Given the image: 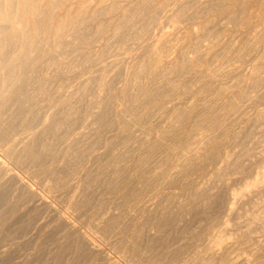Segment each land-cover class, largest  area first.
<instances>
[{
    "label": "rangeland",
    "instance_id": "obj_1",
    "mask_svg": "<svg viewBox=\"0 0 264 264\" xmlns=\"http://www.w3.org/2000/svg\"><path fill=\"white\" fill-rule=\"evenodd\" d=\"M145 1L147 5L144 3ZM145 1L144 0H138V1L136 0H116V1L110 0L109 2V0H62V1L61 0H55V1L54 0H51V1L50 0H31L30 2L34 7H36L37 5L38 10L41 12L42 11L44 12H42V14L37 18H35L32 15L29 18L30 27L27 29V39L29 40L31 39L30 44L29 43L25 44L24 42L25 39L23 40L24 37H22V34H19L18 36L13 37L12 39L10 38L4 41H0V47L3 46V48H5L3 49L1 47L2 49L0 48V50L2 51L5 50L7 52L6 53L4 51V53H1L2 56H6V58L3 57L4 63L6 59V64H5L6 69L2 70L3 72L1 71L0 81L4 79L3 76L5 75L7 76V78L10 76V78L14 77L15 79H17L19 77L22 79L20 80L18 78L19 81L13 87L12 86H10V88L9 86L8 88L7 86L5 87V89L8 90V92L4 90L5 92L3 91V93L2 92L1 93H2V96L6 95L5 96L6 98L2 97L0 93V119H1L0 120V144L3 143L5 145L8 141V144H6L8 148L5 147L6 145L4 146L3 144H1L0 160L6 163L7 167L9 166L10 173H11V170L13 172L15 171L14 173L20 176V178L22 177V180L25 179L27 183L30 182L31 184L29 183L28 184L30 186L33 185L34 187L32 186L31 187L35 188L36 190L35 189L34 190L38 194L41 193L40 196L46 199L45 201L50 206V207L47 206L46 203L45 204L48 208L44 206L45 205L44 203L41 206L38 199H36L37 197L36 196L34 197V195H32L31 193L26 192V190L23 187H21V185H19V183L16 180L11 179L10 184H8V181L10 179L7 181V176H3L4 174L2 175L1 174L2 171L0 170V176L2 175L0 180L4 179V180H1L2 182L0 181V190H1L0 192V209H1L0 210V218H1V222H0L1 223L0 225V258H1L0 264L2 263L3 264H22V263L23 264H26V263L27 264H52V263L53 264H93L94 262H95L94 264H112L113 262H114L113 264H132V263L133 264H138V263L139 264H146V263L147 264H171V263L173 264H204V263L205 264H240V263L241 264H255V263L261 264L262 263L264 264V254H263L264 252V248H263L264 247L263 246L264 245L263 244L264 243L263 242L264 241L263 240L264 239V232H263L264 231V226H263L264 221L263 220L264 219H261L260 223L256 222L258 223V225H256V223L255 224L252 223L254 225L252 224L248 225L246 223L247 219L251 218L253 215L259 216L258 221H260V218L262 216H263L262 218H264V193H262L264 190V186H262L263 189H261L262 187H260L258 191H255V189H253L254 192H252L251 190L250 192H246L247 194L244 193L243 198L241 197V201L240 200L237 201L235 209L232 210V212L234 211L233 214L228 208V206L230 205L229 199H230L231 193L235 190L242 191L245 188V186L249 182L252 181L251 179H254L253 176L256 175V172H257L256 170H258V167L259 166L261 167L262 165H264V154H263L264 153L263 151L264 150V141H263L264 140L263 138L264 136V131H263L264 130L263 128L264 127V123H263L264 122V116H263L264 106H262L264 105V0H200V1L199 0H151V1L145 0ZM116 2L119 3L120 6ZM147 2H150V3L148 4ZM4 3L5 1L1 0L0 6L3 7ZM12 3H15L14 5H16V0H12ZM112 3L114 4L116 3V5ZM132 4H133V7L135 4V8L129 9V7L132 6ZM184 4L185 6H189V7L188 8L185 7ZM99 6L102 7L101 10ZM104 7H106V9ZM107 7H109L111 11H109L110 9ZM123 8H124V11L125 9L129 11L124 12L122 10ZM138 8H140L141 11L139 10L136 11ZM15 9L16 8L14 7L13 13H15ZM172 9L176 11H172V14H169V12L171 13ZM52 10L53 12H51ZM104 10H106L107 12H105ZM113 10L115 13L112 12ZM142 10H145V11L143 12ZM49 11L51 12L50 14H49ZM104 12L106 13V15ZM139 12L143 16H139L138 14L136 16L134 14V13H139ZM94 13L95 15H92ZM79 14H82V16ZM150 15H151L152 20L149 17ZM167 15L169 17L166 18ZM174 15L175 17H177L176 19L178 18L179 19L178 20L174 19L173 17ZM154 17H155V20H157L156 22H154L155 21ZM121 18L124 20V22ZM147 18L149 19L150 23H148L147 21V25L148 24L149 25L145 26L146 20H148ZM169 18L170 19L173 18V19L169 20ZM119 20H120V23H119ZM132 20L133 22L137 20L136 22L141 23V25L135 22V24H138L136 25L137 27L136 28L135 24L134 23L132 24ZM142 22H144L145 28L148 27L147 29H143ZM157 22L160 25H158ZM121 23L123 24V26H121L122 25ZM154 23H156L157 26ZM59 24L62 25V30L60 32L57 29ZM81 24L84 26H82ZM153 24L155 27H157L156 28L157 30L154 29L155 27L153 26ZM118 25L120 27H118ZM81 26L83 27L82 29H81ZM140 26L142 27V29L140 28ZM120 28L124 30L122 31ZM56 31H58V33ZM155 31H157V33ZM127 32L130 34H128ZM73 36H75L74 39L72 38ZM98 37L100 38L98 39ZM147 40H150V41H147ZM5 42L7 43L5 44ZM88 42L90 45L87 44ZM159 42L160 44H158ZM4 44L7 45V47ZM157 45L158 46L160 45V46L156 47ZM196 45H198L197 50H195ZM17 46H19V48H17ZM37 48H39L38 52H37ZM157 48H159V53H158ZM57 49L59 50L57 51ZM26 50H29V53L25 52ZM8 51L11 54H9ZM192 54H196V56ZM9 55H10V58H9ZM94 55L96 56L94 57ZM189 56H192V57H189ZM91 57L93 58V60L95 59L94 63ZM25 58H29L30 62L28 61V59H25ZM98 58L99 59L101 58V59L99 60ZM1 59L2 58L0 55V60ZM189 59L190 61H188ZM14 61L17 63H15ZM95 61L97 62L95 63ZM19 62H20L21 67L20 66L18 67L15 65V64H19ZM23 62H29V63L24 64ZM31 62H32L31 65H33L34 69L30 65ZM13 63H15L14 64L15 66L12 65L11 67H9ZM103 63H105L106 66H104L105 64L103 65ZM111 63H112V67L111 66L109 67V64L111 65ZM23 64L25 65V68ZM52 64L55 66H53ZM101 64L104 67H102ZM128 64L130 67L128 66ZM148 64H151V65L148 66ZM131 65H133V67H131ZM27 66L28 68H30L29 71L31 70L30 73H27L29 72L28 68H26ZM135 66L136 67L138 66V67L136 68ZM141 67H143V70ZM217 67L220 68V70H218ZM78 68H80L81 70ZM21 69L23 70L22 72H24V69H25L27 74L26 73L23 74L21 72ZM136 69H138L137 72H134ZM13 70L17 72L16 73L12 72ZM127 70L131 71L130 74ZM214 70L215 72H213ZM19 71L22 73V76ZM102 72H104V74ZM127 73L129 74V78H128ZM10 74L12 75V77ZM84 74L86 75L84 76ZM101 74L103 75V78ZM14 75H16V77ZM105 77L106 79H104ZM74 78L76 79V81L78 79H80L81 81L78 80V82H76ZM99 78H101L102 80ZM26 80H28L29 82ZM126 80L127 82H125ZM175 80L177 81L174 82ZM84 81L90 82L89 83L90 86L88 85V82L83 83ZM19 82L21 83L18 84ZM62 82H64L65 84L68 82L67 88L65 84ZM74 82L78 86L75 85L73 87L74 89L70 88L71 86H73V84H75ZM26 83H28V85L30 84L29 85L30 88ZM69 83L70 84L72 83V84L70 85ZM82 83H83V86H82ZM85 84H87V86ZM17 85L19 86L17 87ZM60 85L62 86L60 87ZM68 85L70 86L68 87ZM99 85L101 86L100 93L98 91L100 89ZM109 85H110V88H109ZM106 86H108L107 88H109L110 92L108 91V89L106 90ZM116 86L118 87L116 88ZM226 86L228 87L226 88ZM57 87L58 89H56ZM88 87L90 88V90ZM82 88L85 91L87 90L86 94L83 93L84 96L83 94H81L82 92H85L82 90ZM112 88L114 89V91L112 90ZM19 89L21 90L19 91ZM66 89L69 90L67 91V93H71V94L67 95V93H65ZM258 90L260 91L262 90V91L258 92ZM78 91L80 93V96H78L79 95ZM244 92H246V94ZM89 93L91 94V96ZM116 93L118 94L115 96ZM8 94H10L12 97ZM61 94L67 97H64ZM111 95L112 96L114 95L115 98L114 96L109 98V96ZM7 96H9L10 98ZM70 96L73 97L72 99L73 102L70 101L72 98V97L70 98ZM116 97H119V98H116ZM61 101L63 104H61ZM2 102L5 106L2 105ZM29 102H30V105H29ZM111 102L113 105L111 104ZM18 105L20 106V108ZM68 105H71V106H68ZM254 105L257 107H255ZM58 106L59 107L61 106V107L59 108ZM238 106L240 107V109H238L239 108ZM53 107L58 112L61 111L59 113L57 112L58 114L53 113L55 117L51 115L52 113H49L50 110H51L50 112L54 111ZM71 107L73 110L71 109ZM10 108H11V111L9 110ZM105 108H107V110ZM123 108H125V110ZM16 110H17V113H16ZM56 110L54 112H56ZM39 111L40 112L42 111L41 114ZM70 111H74V112H70ZM239 111L242 113L239 114ZM43 113H44V116L42 115ZM5 114L7 116H5ZM36 114L38 117H36ZM63 115L64 117H62ZM42 116L43 117L46 116L47 120H46V117L44 118V120H42ZM26 117H29V118H26ZM68 119H70V121ZM20 120L22 122H20ZM59 120H61L62 123ZM74 121H76L75 123L77 124L76 126L77 128L75 127V129H77V132L74 129V125H75ZM66 122L67 124H65ZM89 122L90 123L92 122V123L90 124ZM96 123L98 124L96 125ZM36 124L38 125L37 128L35 127L37 126ZM87 124H90L92 128L90 126L88 127ZM259 124H261V126ZM43 125H45V128ZM59 125L63 127H60ZM28 126H31V127L33 126L35 129L31 127L27 129ZM46 126L48 127L46 128ZM66 126L70 128L68 127L66 128ZM84 126L87 129L90 128L91 131L88 130L89 132L88 133L87 130H85ZM25 127L27 128L25 129ZM20 128H22L23 130ZM82 128L85 131L83 134H81V132L83 131ZM120 128H122V130ZM71 130L74 133H72ZM244 130H246V132ZM24 132L25 134H29V137L28 135H26L27 138H25L26 136H24L25 135ZM66 132L69 135V137L67 136ZM70 132L74 135L72 139H70L72 137V134ZM76 133L80 135L78 136ZM16 134H18L17 137H16ZM246 134L250 137V139L251 138L252 139L250 140ZM260 134L262 135L261 138L259 136ZM21 135L23 136L22 137L23 139L22 138L20 139ZM55 135L57 138L53 137ZM10 136L12 140H10ZM12 137H14V139ZM66 137H67V140H65ZM55 138L56 140L54 142ZM258 138H260V140L262 138L263 139L260 141ZM61 139L62 140L64 139L65 142L62 141ZM28 141H31L29 142L30 145L27 143ZM15 142L18 145L15 144ZM62 142H64V144H62L61 146ZM70 142L75 143V145L73 143L70 144ZM34 143L35 144L37 143L38 145L36 144L35 146ZM55 143L58 144V146L55 145ZM14 144H15V148H14ZM42 144L45 147H43ZM51 144L54 147L52 148L49 147L51 146ZM65 144L69 146L71 145V147L66 146ZM11 145H13V147H11ZM26 145L28 148L25 147ZM32 146H35L36 149ZM55 146H57L56 148L58 147H61V148H59V150L58 149L56 150ZM233 146H234V149H232ZM238 146H240L241 148ZM2 147L4 149L1 150ZM73 147L74 149H72ZM24 148L25 149L27 148L28 150H24ZM48 149L50 150L48 151ZM62 149L63 150L65 149V151H63ZM7 150L9 151L7 152ZM10 150H13V151H10ZM61 150L64 152V154ZM66 150L67 152L69 151L67 153V156H66ZM14 151L15 152L17 151V152L15 153ZM40 153H42L43 155ZM27 154L29 155V157ZM38 154L41 156L39 157ZM232 154H234V156ZM47 157L51 159L49 160ZM60 157L61 159L63 158L62 159L63 163ZM70 157L72 159H70ZM36 158H39V159L37 160ZM244 158L245 159L247 158L246 159L247 161ZM13 160H14V163L12 162ZM26 160H28V162H26ZM34 160H35V163H34ZM235 161L236 163L234 164L233 162ZM31 163L35 166H33ZM62 165H64V167H62ZM29 166L31 167L29 168ZM58 166L59 167L61 166V167L59 168ZM27 169L28 171L26 172ZM227 169L228 170L230 169V170L228 171ZM244 169H247V170H244ZM55 170L57 173L55 172ZM236 170L238 173L237 175L233 172V171L236 172ZM251 172L252 173L254 172L253 173L254 175ZM82 173H83V176H82ZM225 173L226 174L228 173L229 175L232 174V175L229 176L227 174L228 175L227 176ZM56 174L58 175L55 176ZM220 174H222L223 176ZM51 175H52L53 180L51 179ZM61 175L62 176L64 175L66 177L64 176L62 177ZM73 175H75V177H73ZM76 176L77 178L80 177L79 180L76 178ZM215 177L218 178V180ZM70 178L71 180L68 181ZM72 179L76 181V184H75V181L73 182ZM12 180H13V184H11ZM111 180L112 181L114 180L113 182L115 184ZM3 181H6V182H3ZM84 181L85 183H83ZM232 181H235V182L233 183ZM77 184L78 185L81 184V185L77 186ZM3 185H6V188H1V187H5ZM14 185L15 187H13ZM57 185L60 187L58 188ZM76 186L77 188L79 187L80 191L81 190L82 191L80 192L79 190L75 189ZM15 188L17 189L16 191H14ZM223 188L225 191L223 190ZM90 189L93 191H91ZM261 190L262 192L259 193ZM102 191L104 193H102ZM223 192L225 193L223 194ZM220 195H221L220 197L221 199L218 198ZM216 197L218 198V200ZM23 201H25V204H23L24 203ZM215 201L218 203H216ZM35 202L36 204H38L37 206ZM243 203L245 205H243ZM31 204L32 205L34 204V205L31 207ZM189 205L190 206L193 205V206L190 207ZM206 207H208V209ZM211 208H213L214 211ZM29 209H32L31 212L29 211ZM217 209H218V212H217ZM236 209H239V210H236ZM113 210L115 212H113ZM226 210H228V213ZM199 213H202L201 214L202 216H200ZM59 216L62 218H60ZM63 218L68 219L75 226L74 229H76V231L72 229L73 227L70 228V226L66 222H64L65 220ZM204 218L206 219L204 220ZM71 220H73L74 222ZM103 220L105 221L103 222ZM225 221L230 222L228 223V226L224 224ZM7 223H9L11 226ZM43 223L47 226H44ZM58 223L62 225H59ZM229 224L233 226L232 229ZM4 225H6L7 227ZM245 225H247V227ZM38 226L39 228H37ZM253 226H255V228L250 229ZM258 226L259 227L262 226V227L259 228ZM40 227L41 228L43 227L45 229L43 228L41 229ZM240 227H242V229L244 228L243 230L246 232L248 230L249 236H247V233L244 232L242 229H240ZM77 228L78 230L81 228L80 229L81 231L80 230L77 231ZM235 228L237 229L239 228L238 230L242 231L241 233L244 235L243 236L240 233V235H242L243 237L242 236L238 237V240L239 238L241 239L243 238V239L239 240V245L237 241L235 242L232 239H231L232 241L229 240L228 242L233 243V244L235 242V244L237 245L231 247L229 246L231 244L225 243L227 241L221 242L220 243L221 245L218 244L219 246L216 245L218 241V236H220L222 233H225L226 229H227V232L229 231L232 233L234 230L233 233H235L237 230V229L235 230ZM24 229L26 230L24 231ZM257 229H258V232H256ZM14 230L16 231V233ZM238 230L237 232L239 233L240 231ZM91 231H93L92 234H91ZM253 232L256 234L258 233L259 236L262 235L260 236V239L256 238V237H259L257 236L258 234L257 235L255 234L256 236L252 235L251 233ZM84 236L86 237L90 236V238L92 237L91 239L92 240L94 239L93 241L95 243L97 242L96 245L100 247V250H94L92 248H89L90 246L86 245L87 239H85L86 237L84 238ZM262 237L263 239L261 240ZM245 238H247L249 241ZM212 240L213 241L215 240V241L212 242ZM252 240H254L255 243H253ZM257 240L260 241V242L258 241L259 244H257ZM38 243H40L41 245ZM58 243H60V245ZM223 244H224V247H223ZM258 245L260 246L259 247L260 249L258 248ZM211 247L213 248L215 247L218 250L217 249L211 250ZM7 248L9 249V251ZM101 251H103L102 253L104 256L102 255ZM2 252L4 253L2 254ZM223 253L225 255H223ZM259 253L261 256H259ZM221 254L223 256H221ZM100 255H102V257ZM104 257L108 258V260L110 258L111 262L110 260L107 261V259H105ZM88 259H90V261ZM259 261L260 262L262 261V262L260 263Z\"/></svg>",
    "mask_w": 264,
    "mask_h": 264
},
{
    "label": "bare ground",
    "instance_id": "obj_2",
    "mask_svg": "<svg viewBox=\"0 0 264 264\" xmlns=\"http://www.w3.org/2000/svg\"><path fill=\"white\" fill-rule=\"evenodd\" d=\"M0 1H1V0H0ZM4 1H5L4 6H3V7L0 6V41H4V40L10 39V38L12 39L13 37L18 36L19 34H22V37H24L23 40L25 39V40H24L25 44H28V43L30 44L31 39H30V40L27 39V29L30 27L29 18H30L31 15L34 16L35 18H37V17H39V16L42 14V12H44V11H42V12L39 11L38 8H37V5H36V7H34V6L31 4V2H30L31 0H16V5H14L15 3H12V0H4ZM50 1H51V0H50ZM54 1H55V0H54ZM61 1H62V0H61ZM113 1H114V0H113ZM115 1H116V0H115ZM136 1H138V0H136ZM144 1H145V0H144ZM150 1H151V0H150ZM199 1H200V0H199ZM109 2H110V0H109ZM111 2H112V1H111ZM119 2H121V1H119ZM180 2H181V1H180ZM180 2H179V3H180ZM60 3H61V2H60ZM116 3H117V2H116ZM116 3H115V4L112 3V4L116 5ZM144 3L146 4V1H145ZM144 3H143V5H144ZM147 3L149 4L150 2H147ZM40 4H41V3H40ZM105 4H106V3H105ZM117 4L120 6L119 3H117ZM180 4H181V3H180ZM180 4H179V5H180ZM202 4H203V3H202ZM204 4H205V3H204ZM57 5H58V4H57ZM59 5H60V4H59ZM106 5H107V4H106ZM146 5H147V4H146ZM192 5H193V4H192ZM40 6H41V5H40ZM52 6H53V5H52ZM125 6H126V5H125ZM136 6H137V5H136ZM177 6H178V5H177ZM184 6H185V4H184ZM195 6H196V5H195ZM204 6H205V5H204ZM14 7L16 8V9H15V13H13V11H14ZM99 7H100V10H101L102 7H101V6H99ZM116 7H117V6H116ZM171 7H172V6H171ZM185 7L188 8L189 6H185ZM51 8H52V7H51ZM51 8H50V9H51ZM58 8H59V7H58ZM104 8L106 9V7H104ZM107 8H109V7H107ZM130 8H135V4H134V7H133V4H132V6H130L129 9H130ZM158 8H159V7H158ZM176 8H177V7H176ZM39 9H40V8H39ZM41 9H42V8H41ZM109 9H110V8H109ZM141 9H142V8H141ZM180 9H181V8H180ZM182 9H183V8H182ZM185 9H186V8H185ZM122 10L124 11V8H123ZM133 10H134V9H133ZM135 10H136V9H135ZM138 10L141 11L140 8H138L136 11H138ZM189 10H191V9H189ZM80 11H81V9H80ZM94 11H95V10H94ZM94 11H93V12H94ZM104 11L107 12L106 10H104ZM109 11H111V9H110ZM109 11H108V12H109ZM126 11H129V10L125 9L124 12H126ZM142 11L144 12L145 10H142ZM148 11H149V10H148ZM157 11H158V10H157ZM172 11H176V10H173V9H172V10H171V13L169 12V14H172ZM187 11H188V10H187ZM212 11H213V10H212ZM51 12H53V10H52ZM51 12L49 11V14H50ZM101 12H102V11H101ZM105 12H104V13H105ZM112 12H114V10H113ZM146 12H147V11H146ZM185 12H186V10H185ZM203 12H204V11H203ZM76 13H77V12H76ZM95 13H97V12H95ZM95 13L92 14V15H95ZM114 13H115V12H114ZM117 13H118V12H117ZM147 13H148V12H147ZM161 13H162V12H161ZM178 13H179V12H178ZM108 14H109V13H108ZM134 14H135L136 16H137V14H138L139 16H143V15L140 14V12H139V13H134ZM134 14H133V15H134ZM53 15H54V14H53ZM79 15L82 16V14H79ZM105 15H106V13H105ZM125 15H127V14H125ZM156 15H158V14H156ZM156 15H155V16H156ZM161 15H162V14H161ZM175 15H176V14H175ZM175 15L173 16L174 19L177 18V17H175ZM179 15H180V14H179ZM194 15H195V14H194ZM48 16H49V15H48ZM48 16H47V17H48ZM81 16H80V17H81ZM83 16H84V15H83ZM153 16H154V15H153ZM153 16H152V17H153ZM192 16H193V15H192ZM54 17H55V16H54ZM94 17H96V16H94ZM145 17H146V16H145ZM147 17H148V16H147ZM149 17H150V19H151V15H150ZM149 17H148V18H149ZM167 17H169V16L167 15L166 18H167ZM199 17H200V16H199ZM48 18H49V17H48ZM148 18H147V19H148ZM181 18H182V17H181ZM33 19H34V18H33ZM49 19H50V18H49ZM73 19H74V18H73ZM77 19H78V18H77ZM121 19H122V18H121ZM143 19H145V18H143ZM143 19H142V20H143ZM157 19H158V18H157ZM171 19H173V18H171ZM171 19L169 18V20H171ZM178 19H179V18H178ZM178 19H176V20H178ZM183 19H184V18H183ZM189 19H190V18H189ZM41 20H42V19H41ZM92 20H93V19H92ZM122 20H123V19H122ZM128 20H129V19H128ZM128 20H127V21H128ZM134 20H135V19H134ZM138 20H139V19H138ZM151 20H152V19H151ZM151 20H150V21H151ZM154 20H155V17H154ZM176 20H175V21H176ZM70 21H72V20H70ZM136 21H137V20H136ZM136 21H135V22H136ZM144 21H145V20H144ZM147 21H148V23H150V22H149V19L146 20V24H145V26L147 25ZM156 21H157V20H155L154 22H156ZM175 21H174V22H175ZM36 22H38V21H36ZM54 22H55V21H54ZM117 22H118V21H117ZM117 22H116V23H117ZM123 22H124V20H123ZM125 22H126V21H125ZM135 22H133V20H132V24H133V23L135 24ZM151 22H152V21H151ZM172 22H173V21H172ZM181 22H182V21H181ZM70 23H71V22H70ZM82 23H83V22H82ZM119 23H120V20H119ZM119 23H118V24H119ZM136 23H138L139 25H141V23H139V22H136ZM142 23H143V29H147L148 27H147V28L144 27V22H142ZM152 23H153V22H152ZM159 23H161V22H159ZM170 23H171V22H170ZM83 24H84V23H83ZM121 24H122V23H121ZM127 24H128V23H127ZM138 24H135V27H136V25H138ZM154 24L156 25V23H154ZM154 24H153V26H154ZM157 24H158V22H157ZM177 24H179V23H177ZM38 25H39V24H38ZM63 25H64V24H63ZM81 25H82V24H81ZM148 25H149V24H148ZM148 25H147V26H148ZM158 25H160V24H158ZM82 26H84V25H82ZM82 26H81V29L83 28ZM116 26H117V24H116ZM121 26H123V24H122ZM129 26H131V25H129ZM133 26H134V25H133ZM156 26H157V25H156ZM63 27H64V26H63ZM114 27H115V26H114ZM118 27H120V26L118 25ZM125 27H127V26H125ZM154 27H155V26H154ZM154 27H153V28H154ZM178 27H180V26H178ZM115 28H116V27H115ZM136 28H137V27H136ZM140 28L142 29L141 26H140ZM140 28H138V29H140ZM156 28H157V27H155L154 29L157 30ZM57 29H58V31L60 32V31L62 30V25L59 24L58 27H57ZM117 29H119V28H117ZM120 29H121V28H120ZM132 29H133V28H132ZM134 29H135V28H134ZM97 30H98V28H97ZM121 30L123 31L124 29H121ZM150 30H151V28H150ZM173 30H174V29H173ZM58 31H56V32L58 33ZM148 31H149V30H148ZM175 31H176V30H175ZM175 31H174V32H175ZM37 32H38V31H37ZM101 32H102V31H101ZM130 32H131V31H130ZM137 32H138V31H137ZM143 32H144V30H143ZM155 32L157 33V31H155ZM155 32H154V33H155ZM204 32H205V31H204ZM107 33H108V32H107ZM127 33H128V32H127ZM156 33H155V34H156ZM172 33H173V32H172ZM175 33H176V32H175ZM36 34H37V33H36ZM83 34H84V33H83ZM114 34H115V33H114ZM120 34H121V33H120ZM128 34H130V33H128ZM128 34H127V35H128ZM158 34H159V33H158ZM162 34H163V33H162ZM44 35H45V34H44ZM44 35H43V36H44ZM55 35H56V34H55ZM61 35H62V34H61ZM91 35H92V34H91ZM99 35H100V34H99ZM150 35H151V34H150ZM37 36H38V35H37ZM37 36H36V37H37ZM58 36H59V34H58ZM97 36H98V35H97ZM112 36H113V35H112ZM118 36H119V34H118ZM118 36H117V37H118ZM134 36H135V35H134ZM153 36H154V35H153ZM155 36H156V35H155ZM162 36H163V35H162ZM56 37H57V36H56ZM74 37H75V36H73L72 38L74 39ZM88 37H89V36H88ZM115 37H116V35H115ZM122 37H123V36H122ZM130 37H131V35H130ZM38 38H39V37H38ZM38 38H37V39H38ZM44 38H45V37H44ZM92 38H93V37H92ZM99 38H100V37H98V39H99ZM123 38H124V37H123ZM155 38H156V37H155ZM159 38H160V37H159ZM162 38H163V37H162ZM60 39H61V38H60ZM62 39H63V38H62ZM68 39H69V38H68ZM90 39H91V38H90ZM112 39H113V38H112ZM114 39H116V38H114ZM160 39H161V38H160ZM160 39H159V40H160ZM166 39H167V38H166ZM17 40H18V39H17ZM157 40H158V39H157ZM157 40H156V42H157ZM161 40H162V39H161ZM163 40H164V39H163ZM36 41H37V40H36ZM43 41H44V39H43ZM57 41H58V40H57ZM73 41H74V40H73ZM147 41H150V40H147ZM205 41H206V40H205ZM208 41H209V40H208ZM63 42H64V41H63ZM63 42H62V43H63ZM206 42H207V41H206ZM6 43H7V42H5V44H6ZM36 43H37V42H36ZM43 43H44V42H43ZM43 43H42V44H43ZM54 43H55V42H54ZM78 43H79V42H78ZM161 43H162V42H161ZM5 44H4V45H5ZM64 44H65V43H64ZM87 44H89V42H88ZM94 44H95V43H94ZM108 44H109V43H108ZM116 44H117V43H116ZM158 44H160V42H159ZM89 45H90V44H89ZM96 45H97V43H96ZM114 45H115V44H114ZM117 45H118V44H117ZM5 46L7 47V45H5ZM9 46H11V45H9ZM46 46H47V45H46ZM55 46H56V45H55ZM122 46H123V45H122ZM154 46H155V45H154ZM159 46H160V45H159ZM159 46L157 45L156 47H159ZM197 46H198V45H196V49L194 48L195 50H197ZM1 47L3 48V46H1ZM1 47H0V48H1ZM13 47H14V46H13ZM26 47H27V46H26ZM34 47H35V46H34ZM34 47H33V48H34ZM41 47H42V46H41ZM61 47H63V46H61ZM135 47H136V46H135ZM2 48H1V49H2ZM17 48H19V46H17ZM33 48H32V49H33ZM74 48H75V47H74ZM126 48H127V46H126ZM3 49H5V48H3ZM6 49H7V48H6ZM26 49H27V48H26ZM38 49H39V48H37V52L39 51ZM41 49H42V48H41ZM45 49H46V48H45ZM54 49H55V48H54ZM105 49H106V48H105ZM129 49H130V48H129ZM135 49H136V48H135ZM154 49H155V48H154ZM157 49H158V53H159V48H157ZM194 49H193V50H194ZM199 49H200V48H199ZM58 50H59V49H57V51H58ZM4 51H5V50H4ZM4 51L0 50V55H1V58H2V59L0 60V73H1L2 70L6 69V67H5L6 59H5V63L3 62V61H4V60H3V57L6 58V56H2V54H1V53H4ZM11 51H12V50H11ZM15 51H16V50H15ZM91 51H92V50H91ZM131 51H132V50H131ZM153 51H154V50H153ZM156 51H157V50H156ZM156 51H155V53H156ZM184 51H185V50H184ZM5 52H6V51H5ZM25 52H28V53H29V50H26ZM44 52H45V51H44ZM197 52H198V51H197ZM6 53H7V52H6ZM8 53H9V51H8ZM151 53H152V52H151ZM153 53H154V52H153ZM9 54H11V53H9ZM3 55H5V54H3ZM6 55H7V54H6ZM20 55H22V54H20ZM39 55H40V54H39ZM91 55H92V54H91ZM192 55H195V56H196V54H192ZM11 56H12V55H11ZM31 56H32V54H31ZM95 56H96V55H94V57H95ZM105 56H106V55H105ZM187 56H188V55H187ZM214 56H215V55H214ZM26 57H27V56H26ZM35 57H36V56H35ZM88 57H89V56H88ZM183 57H184V56H183ZM189 57H192V56H189ZM189 57H188V58H189ZM222 57H223V56H222ZM7 58H8V57H7ZM9 58H10V55H9ZM9 58H8V59H9ZM20 58H21V57H20ZM91 58H92V57H91ZM233 58H234V57H233ZM25 59H28V61H29V58H25ZM31 59H33V58H31ZM83 59H84V58H83ZM98 59H99V58H98ZM100 59H101V58H100ZM100 59H99V60H100ZM134 59H135V58H134ZM175 59H176V58H175ZM190 59H192V58H190ZM190 59H189L188 61H190ZM33 60H35V59H33ZM33 60H32V62H33ZM92 60H93V58H92ZM94 60H95V59H94ZM94 60H93V63H94ZM116 60H117V59H116ZM230 60H231V58H230ZM261 60H262V59H261ZM7 61H8V60H7ZM82 61H83V60H82ZM82 61H81V62H82ZM84 61H85V60H84ZM128 61H129V60H128ZM131 61H132V60H131ZM183 61H184V59H183ZM201 61H202V60H201ZM212 61H213V59H212ZM227 61H228V60H227ZM14 62H15V61H14ZM29 62H30V61H29ZM29 62H23V63L26 64V63H29ZM32 62L30 63V65L32 64ZM37 62H38V61H37ZM85 62H86V61H85ZM96 62H97V61H95V63H96ZM133 62H134V61H133ZM149 62H150V61H149ZM15 63H17V62H15ZM15 63L11 64L10 66H9V64H8V66H9V67H11L12 65H13V66L16 65V66H18V67L20 66V62H19V64H15ZM39 63H40V62H39ZM53 63H54V62H53ZM82 63H83V62H82ZM89 63H90V62H89ZM91 63H92V62H91ZM134 63H135V62H134ZM134 63H133V64H134ZM147 63H148V61H147ZM150 63H151V62H150ZM183 63H184V62H183ZM14 64H15V65H14ZM24 64H23V65H24ZM83 64H84V63H83ZM104 64H105V63H103V65H104ZM190 64H191V63H190ZM190 64H189V65H190ZM193 64H194V63H193ZM197 64H198V63H197ZM211 64H212V63H211ZM214 64H215V63H214ZM46 65H47V64H46ZM50 65H51V63H50ZM52 65H53V64H52ZM72 65H74V64H72ZM137 65H138V64H137ZM142 65H143V64H142ZM149 65H151V64H148V66H149ZM183 65H184V64H183ZM199 65H201V64H199ZM261 65H262V63H261ZM28 66H29V65H28ZM28 66H27L26 68H28ZM34 66H35V65H34ZM36 66H37V65H36ZM53 66H55V65H53ZM101 66H102V64H101ZM104 66H106V64H105ZM104 66H102V67H104ZM110 66L112 67V63H111V65L109 64V67H110ZM128 66H129V64H128ZM143 66H144V65H143ZM159 66H160V65H159ZM214 66H215V65H214ZM219 66H220V65H219ZM20 67H21V66H20ZM31 67L34 69L33 65H31ZM87 67H88V66H87ZM109 67H108V68H109ZM129 67H130V66H129ZM131 67H133V65H131ZM135 67H136V66H135ZM137 67H138V66H137ZM137 67H136V68H137ZM195 67H196V66H195ZM197 67H198V66H197ZM212 67H213V66H212ZM262 67H263V66H262ZM24 68H25V65H24ZM32 68H31V69H32ZM81 68H82V67H81ZM124 68H125V67H124ZM126 68H127V67H126ZM141 68H142V70H143V67H141ZM148 68H150V67H148ZM157 68H158V67H157ZM187 68H188V67H187ZM217 68H218V67H217ZM217 68H216V69H217ZM8 69H9V68H8ZM10 69H11V68H10ZM22 69H23V67H22ZM22 69H21V72L23 71ZM29 69H30V68H28V71H29ZM33 69H32V70H33ZM76 69H77V68H76ZM78 69H80V68H78ZM168 69H169V68H168ZM172 69H173V68H172ZM201 69H202V68H201ZM19 70H20V69H19ZM46 70H47V69H46ZM49 70H50V68H49ZM80 70H81V69H80ZM91 70H92V69H91ZM102 70H103V69H102ZM104 70H105V69H104ZM112 70H113V69H112ZM129 70H131V69H129ZM129 70H127V71H128L129 74H130L131 71H129ZM137 70H138V69H136L134 72H137ZM149 70H150V69H149ZM188 70H189V69H188ZM218 70H220V68H218ZM9 71H10V70H9ZM30 71H31V70H30ZM30 71L27 72V73H30ZM47 71H48V70H47ZM71 71H72V70H71ZM74 71H75V70H74ZM77 71H79V70H77ZM100 71H101V70H100ZM107 71H108V70H107ZM127 71H126V72H127ZM140 71H141V70H140ZM169 71H170V70H169ZM172 71H173V70H172ZM181 71H182V70H181ZM183 71H185V70H183ZM2 72H3V71H2ZM12 72H15V73H16L17 71H14V70H13ZM19 72H20V71H19ZM21 72H20L21 76H22V73H23V74L26 73L25 69H24V72H22V73H21ZM32 72H33V71H32ZM87 72H88V71H87ZM96 72H97V71H96ZM134 72H132V73H134ZM142 72H143V71H142ZM211 72H212V71H211ZM213 72H215V70H214ZM27 73H26V74H27ZM71 73H72V72H71ZM100 73H101V72H100ZM102 73L104 74V72H102ZM182 73H183V72H182ZM2 74H4V73H2ZM6 74H7V73H6ZM13 74H14V73H13ZM26 74H25V75H26ZM31 74H32V73H31ZM35 74H36V73H35ZM62 74H63V73H62ZM64 74H65V72H64ZM125 74H126V73H125ZM127 74H128V73H127ZM129 74H128V78H129ZM165 74H166V73H165ZM179 74H180V73H179ZM214 74H215V73H214ZM10 75H11V74H10ZM16 75H17V74H16ZM16 75H14V76L16 77ZM82 75H83V74H82ZM85 75H86V74H84V76H85ZM101 75H102V74H101ZM113 75H114V74H113ZM140 75H141V74H140ZM5 76H6V75H5ZM5 76H3L4 79L1 80L2 82L0 81V82H1V83H0V93H1V92L3 93L4 90H5L6 92H8V90L5 89L6 86H7V88H8V86H9V88H10V86L13 87V86L19 81V79L22 80V79L19 78V77H18L19 79H18V78L15 79L14 77H13V78H10V76H9V77L7 78V76H6V77H5ZM18 76H19V75H18ZM30 76H31V75H30ZM38 76H39V75H38ZM63 76H64V75H63ZM84 76H83V77H84ZM99 76H100V75H99ZM125 76H126V75H125ZM132 76H133V75H132ZM159 76H160V75H159ZM162 76H163V75H162ZM227 76H228V75H227ZM11 77H12V75H11ZM26 77H27V76H26ZM57 77H58V75H57ZM77 77H78V76H77ZM77 77H75V78H77ZM90 77H91V76H90ZM228 77H229V76H228ZM228 77H227V78H228ZM5 78H6V79H5ZM22 78H23V77H22ZM36 78H37V77H36ZM45 78H46V77H45ZM48 78H50V77H48ZM75 78H74V79H75ZM84 78H85V77H84ZM102 78H103V75H102ZM128 78H127V79H128ZM139 78H140V77H139ZM177 78H178V77H177ZM71 79H72V78H71ZM74 79H73V80H74ZM81 79H82V78H81ZM89 79H90V78H89ZM91 79H92V78H91ZM93 79H94V78H93ZM96 79H97V78H96ZM99 79H101V78H99ZM104 79H106V77H105ZM148 79H149V78H148ZM43 80H44V79H43ZM45 80H47V79H45ZM49 80H50V79H49ZM69 80H70V79H69ZM73 80H72V81H73ZM78 80H80V79H78ZM78 80L76 81V79H75L76 82H78ZM84 80H86V79H84ZM101 80H102V79H101ZM113 80H114V79H113ZM134 80H135V79H134ZM172 80H173V79H172ZM224 80H225V79H224ZM23 81H24V79H23ZM26 81H28V80H26ZM30 81H31V80H30ZM80 81H81V80H80ZM95 81H96V80H95ZM137 81H138V80H137ZM176 81H177V80H175L174 82H176ZM28 82H29V81H28ZM38 82H39V81H38ZM85 82L87 83L88 81H84L83 83H85ZM125 82H127V80H126ZM146 82H147V81H146ZM258 82H259V81H258ZM20 83H21V82H19L18 84H20ZM40 83H41V82H40ZM60 83H61V82H60ZM62 83H64V82H62ZM74 83H75V82H74ZM83 83H82V86H83ZM89 83H90V82H88V85L90 86ZM91 83H92V82H91ZM97 83H98V82H97ZM103 83H105V82H103ZM113 83H114V82H113ZM26 84L28 85V83H26ZM64 84H65V83H64ZM64 84H62V85H64ZM67 84H68V82L65 84L66 88H67ZM69 84H70V83H69ZM71 84H72V83H71ZM71 84H70V85H71ZM101 84H102V82H101ZM107 84H108V83H107ZM109 84H110V83H109ZM115 84H117V83H115ZM125 84H126V83H125ZM125 84H124V85H125ZM139 84H140V83H139ZM185 84H186V83H185ZM236 84H238V83H236ZM239 84H240V83H239ZM24 85H25V84H24ZM29 85H30V84H29ZM29 85H28V86H29ZM62 85H60V87H61ZM70 85H68V87H69ZM75 85H76V83L73 84V86H71L70 88H73ZM85 85L87 86V84H85ZM132 85H133V84H132ZM175 85H176V84H175ZM175 85H174V86H175ZM232 85H234V84H232ZM18 86H19V85H17V87H18ZM21 86H22V85H21ZM65 86H63V87H65ZM76 86H78V85H76ZM144 86H145V85H144ZM12 87H11V88H12ZM17 87H16V88H17ZM23 87H24V86H23ZM31 87H32V86H31ZM58 87H59V86H58ZM58 87H57L56 89H58ZM63 87H62V89H63ZM107 87H108V86H106V90L108 89V91H109L110 85H109V88H107ZM117 87H118V86H116V88H117ZM121 87H122V86H121ZM223 87H224V86H223ZM227 87H228V86H226V88H227ZM233 87H234V86H233ZM236 87H237V86H236ZM252 87H253V86H252ZM257 87H258V86H257ZM20 88H21V87H20ZM29 88H30V86H29ZM33 88H34V87H33ZM38 88H39V87H38ZM40 88H41V87H40ZM79 88H80V87H79ZM88 88H89V87H88ZM92 88H93V87H92ZM92 88H91V89H92ZM99 88H100V89H99ZM99 88H98L99 90H98V89H97V90H98L99 93H100V90H101V86H100V85H99ZM114 88H115V86H114ZM253 88H254V87H253ZM14 89H15V88H14ZM27 89H28V88H27ZM56 89H55V91H56ZM62 89H60V90H62ZM68 89H69V88H68ZM68 89H66L65 93H67V91L70 90V89H69V90H68ZM73 89H74V88H73ZM76 89H77V88H76ZM93 89H94V88H93ZM102 89H103V87H102ZM159 89H161V88H159ZM239 89H240V88H239ZM246 89H248V88H246ZM15 90H16V89H15ZM20 90H21V89H19V91H20ZM22 90H23V89H22ZM60 90H58V91H60ZM82 90H83V88H82ZM82 90H81V92H82ZM89 90H90V88H89ZM89 90H88V91H89ZM112 90L114 91L113 88H112ZM125 90H126V89H125ZM141 90H142V89H141ZM219 90H220V89H219ZM222 90H223V89H222ZM225 90H226V89H225ZM250 90H252V89H250ZM253 90H254V89H253ZM5 91H4V92H5ZM10 91H11V89H10ZM13 91H14V90H13ZM27 91H28V90H27ZM39 91H40V90H39ZM50 91H51V90H50ZM71 91H72V90H71ZM71 91H70V92H71ZM73 91H74V90H73ZM83 91H85V90H83ZM86 91H87V90H86ZM86 91H85V92H82L81 94H83V93L86 94ZM108 91H107V93H108ZM120 91H121V90H120ZM146 91H147V90H146ZM151 91H152V90H151ZM200 91H201V90H200ZM256 91H257V90H256ZM259 91H260V90H258V92H259ZM261 91H262V90H261ZM261 91H260V92H261ZM76 92H77V91H76ZM109 92H110V91H109ZM116 92H117V90H116ZM155 92H156V91H155ZM176 92H177V91H176ZM2 93H1V96H2ZM28 93H29V92H28ZM43 93H44V92H43ZM55 93H56V92H55ZM78 93H79V91H78ZM78 93H77V94H78ZM99 93H98V94H99ZM143 93H144V92H143ZM177 93H178V92H177ZM204 93H205V92H204ZM242 93H243V92H242ZM244 93L246 94V92H244ZM4 94H5V93H4ZM6 94H7V93H6ZM18 94H19V93H18ZM22 94H23V93H22ZM25 94H26V93H25ZM52 94H53V93H52ZM68 94H71V93H67V95H68ZM84 94H83V96H84ZM89 94H90V93H89ZM94 94H95V93H94ZM113 94H114V93H113ZM117 94H118V93H116L115 96H116ZM119 94H120V92H119ZM247 94H248V93H247ZM257 94H258V93H257ZM262 94H263V93H262ZM8 95H10V94H8ZM27 95H28V94H27ZM53 95H54V94H53ZM61 95H63V94H61ZM73 95H74V94H73ZM87 95H88V94H87ZM87 95H85V96H87ZM102 95H104V94H102ZM122 95H123V94H122ZM169 95H170V94H169ZM169 95H167V96H169ZM199 95H200V94H199ZM234 95H235V94H234ZM240 95H241V94H240ZM260 95H261V94H260ZM5 96H6V95H3L2 97L6 98ZM10 96H11V95H10ZM15 96H16V94H15ZM21 96H22V95H21ZM63 96H64V95H63ZM78 96H80V93H79ZM90 96H91V94H90ZM97 96H98V95H97ZM99 96H100V95H99ZM113 96H114V95H113ZM113 96L111 95V96H109V98H111V97H113ZM115 96H114V98H115ZM118 96H119V95H118ZM164 96H165V95H164ZM243 96H244V95H243ZM243 96H242V97H243ZM249 96H250V95H249ZM257 96H258V95H257ZM7 97H9V96H7ZM11 97H12V96H11ZM24 97H25V96H24ZM27 97H28V96H27ZM32 97H33V95H32ZM64 97H67V96H64ZM71 97H72V96H70V98H71ZM120 97H121V96H120ZM141 97H142V96H141ZM194 97H195V96H194ZM242 97H241V98H242ZM258 97H259V96H258ZM4 98H3V99H4ZM9 98H10V97H9ZM18 98H20V97H18ZM18 98H17V99H18ZM59 98H61V97H59ZM94 98H95V97H94ZM94 98H93V99H94ZM103 98H104V97H103ZM116 98H119V97H116ZM260 98H261V97H260ZM3 99H2V100H3ZM7 99H8V98H7ZM13 99H14V98H13ZM32 99H33V98H32ZM72 99H73V97L71 98L70 101H72ZM80 99H81V98H80ZM93 99H91V100H93ZM100 99H101V98H100ZM135 99H137V98H135ZM177 99H178V98H177ZM177 99H176V100H177ZM243 99H244V98H243ZM257 99H258V98H257ZM47 100H48V99H47ZM62 100H63V99H62ZM77 100H78V99H77ZM86 100H87V99H86ZM107 100H109V99H107ZM110 100H111V99H110ZM146 100H147V99H146ZM5 101H6V100H5ZM15 101H16V100H15ZM24 101H25V100H24ZM43 101H44V100H43ZM70 101H69V102H70ZM101 101H102V100H101ZM198 101H199V100H198ZM247 101H248V100H247ZM255 101H256V100H255ZM11 102H12V101H11ZM19 102H20V101H19ZM26 102H27V101H26ZM36 102H37V101H36ZM50 102H51V100H50ZM69 102H68V103H69ZM72 102H73V101H72ZM79 102H80V101H79ZM87 102H88V101H87ZM92 102H93V101H92ZM102 102H103V101H102ZM127 102H128V101H127ZM151 102H152V101H151ZM170 102H171V101H170ZM174 102H175V100H174ZM178 102H179V101H178ZM192 102H193V101H192ZM5 103H6V102H5ZM24 103H25V102H24ZM59 103H60V102H59ZM64 103H65V102H64ZM103 103H104V102H103ZM108 103H109V101H108ZM113 103H114V102H113ZM122 103H124V102H122ZM261 103H262V102H261ZM19 104H20V103H19ZM26 104H27V103H26ZM61 104H63L62 101H61ZM77 104H78V103H77ZM111 104H112V102H111ZM126 104H127V103H126ZM134 104H135V103H134ZM162 104H163V103H162ZM169 104H170V103H169ZM171 104H172V103H171ZM252 104H253V103H252ZM2 105H4L3 102H2ZM8 105H9V104H8ZM29 105H30V102H29ZM38 105H39V104H38ZM38 105H36V106H38ZM44 105H45V104H44ZM57 105H59V104H57ZM64 105H65V104H64ZM112 105H113V104H112ZM117 105H118V104H117ZM167 105H168V104H167ZM229 105H231V104H229ZM232 105H233V103H232ZM237 105H238V104H237ZM247 105H248V104H247ZM250 105H251V104H250ZM4 106H5V105H4ZM18 106H19V105H18ZM46 106H47V105H46ZM53 106H54V105H53ZM61 106H62V105H61ZM61 106H60V107H61ZM68 106H71V105H68ZM78 106H79V105H78ZM78 106H77V107H78ZM90 106H91V105H90ZM115 106H116V105H115ZM115 106H113V107H115ZM163 106H164V105H163ZM254 106H255V105H254ZM258 106H259V105H258ZM262 106H264V105H262ZM6 107H7V106H6ZM23 107H24V106H23ZM23 107H22V108H23ZM58 107H59V106H58ZM60 107H59V108H60ZM64 107H65V106H64ZM96 107H97V106H96ZM96 107H95V109H96ZM107 107H108V106H107ZM113 107H112V108H113ZM117 107H118V106H117ZM121 107H122V106H121ZM177 107H179V106H177ZM229 107H230V106H229ZM238 107H239V106H238ZM255 107H257V106H255ZM255 107H254V108H255ZM2 108H3V107H2ZM11 108H12V107H11ZM11 108L9 109L10 111H11ZM19 108H20V106H19ZM24 108H25V107H24ZM39 108H40V107H39ZM44 108H45V107H44ZM49 108H50V107H49ZM53 108H54V107H53ZM56 108H57V107H56ZM65 108H66V107H65ZM86 108H87V107H86ZM36 109H37V107H36ZM51 109H52V108H51ZM68 109H69V108H68ZM71 109H72V107H71ZM105 109L107 110V108H105ZM105 109H104V110H105ZM123 109L125 110V108H123ZM175 109H176V108H175ZM238 109H240V107H239ZM19 110H20V109H19ZM23 110H24V109H23ZM43 110H44V109H43ZM43 110H42V111H43ZM48 110H49V109H48ZM55 110H56V109L54 108V111H55ZM72 110H73V109H72ZM101 110H102V109H101ZM134 110H135V109H134ZM169 110H170V109H169ZM234 110H235V109H234ZM246 110H247V109H246ZM246 110H245V111H246ZM251 110H252V109H251ZM2 111H3V110H2ZM2 111H1V112H2ZM6 111H7V110H6ZM20 111H21V110H20ZM28 111H29V110H28ZM42 111H41V112H42ZM50 111H51V110H50ZM50 111H49V113H52L51 115H53V116H54L53 113L58 114L59 112H61V111L58 112L57 110H56V112H54V111L50 112ZM135 111H136V110H135ZM155 111H156V110H155ZM157 111H158V110H157ZM229 111H230V110H229ZM252 111H253V110H252ZM13 112H14V111H13ZM39 112H40V111H39ZM41 112H40V114H41ZM57 112H58V113H57ZM68 112H69V110H68ZM68 112H67V113H68ZM70 112H74V111H70ZM102 112H103V111H102ZM126 112H127V111H126ZM227 112H228V111H227ZM254 112H255V111H254ZM254 112H252V113H254ZM261 112H262V111H261ZM10 113H11V112H10ZM10 113H9V114H10ZM16 113H17V110H16ZM63 113H64V112H63ZM63 113H62V114H63ZM76 113H77V112H76ZM111 113H113V112H111ZM114 113H116V112H114ZM131 113H132V112H131ZM152 113H153V112H152ZM176 113H177V112H176ZM235 113H236V112H235ZM240 113H242V112L239 111V114H240ZM245 113H246V112H245ZM247 113H248V111H247ZM262 113H263V112H262ZM262 113H261V114H262ZM9 114H8V115H9ZM12 114H13V113H12ZM28 114H29V113H28ZM28 114H27V115H28ZM65 114H66V113H65ZM98 114H100V113H98ZM231 114H232V113H231ZM255 114H256V113H255ZM30 115H31V114H30ZM33 115H34V114H33ZM38 115H39V113H38ZM42 115L44 116V113H43ZM51 115H50V116H51ZM67 115H68V114H67ZM70 115H71V113H70ZM78 115H79V114H78ZM88 115H89V114H88ZM88 115H87V116H88ZM92 115H93V114H92ZM101 115H102V114H101ZM103 115H104V114H103ZM114 115H115V114H114ZM122 115H123V114H122ZM140 115H141V114H140ZM176 115H177V114H176ZM257 115H258V114H257ZM5 116H7V115L5 114ZM9 116H10V115H9ZM17 116H18V115H17ZM43 116H42V120H44V118L46 117V116H45V117H43ZM50 116H49V117H50ZM60 116H61V115H60ZM65 116H66V115H65ZM68 116H69V115H68ZM115 116H116V115H115ZM142 116H143V115H142ZM172 116H174V115H172ZM259 116H260V115H259ZM263 116H264V115H263ZM14 117H15V116H14ZM14 117H13V118H14ZM36 117H38L37 114H36ZM40 117H41V115H40ZM51 117H52V116H51ZM54 117H55V116H54ZM62 117H64V115H63ZM85 117H86V116H85ZM106 117H107V116H106ZM110 117H111V116H110ZM176 117H178V116H176ZM235 117H237V116H235ZM243 117H244V116H243ZM5 118H6V117H5ZM5 118H4V119H5ZM17 118H19V117H17ZM24 118H25V117H24ZM26 118H29V117H26ZM102 118H103V117H102ZM107 118H108V117H107ZM107 118H106V119H107ZM119 118H120V116H119ZM240 118H241V117H240ZM260 118H261V117H260ZM14 119H15V118H14ZM36 119H37V118H36ZM48 119H49V118H48ZM58 119H59V118H58ZM64 119H65V118H64ZM76 119H77V118H76ZM76 119H75V120H76ZM95 119H96V118H95ZM108 119H109V118H108ZM111 119H112V118H111ZM111 119H110V120H111ZM117 119H118V118H117ZM139 119H140V118H139ZM249 119H250V118H249ZM0 120H1V119H0ZM15 120H16V119H15ZM21 120H22V119H21ZM21 120H20V122H22ZM46 120H47V117H46ZM46 120H45V121H46ZM56 120H57V119H56ZM56 120H55V121H56ZM68 120L70 121V119H68ZM68 120H67V121H68ZM90 120H91V119H90ZM97 120H98V118H97ZM110 120H109V121H110ZM120 120H121V118H120ZM256 120H257V119H256ZM27 121H28V120H27ZM27 121H26V122H27ZM49 121H50V120H49ZM59 121H61V120H59ZM88 121H89V120H88ZM101 121H102V120H101ZM101 121H100V122H101ZM134 121H135V120H134ZM262 121H263V120H262ZM4 122H5V120H4ZM4 122H2V123H4ZM8 122H9V121H8ZM23 122H24V121H23ZM29 122H31V121H29ZM29 122H28V123H29ZM33 122H35V121H33ZM42 122H43V121H42ZM46 122H47V121H46ZM46 122H45V123H46ZM52 122H53V120H52ZM75 122H76V121H74V123H75ZM92 122H93V121H92ZM92 122H91V123H92ZM100 122H99V123H100ZM252 122H254V121H252ZM12 123H14V122H12ZM18 123H19V122H18ZM38 123H39V122H38ZM38 123H37V124H38ZM61 123H62V121H61ZM87 123H88V122H87ZM89 123H90V122H89ZM91 123H90V124H91ZM94 123H95V122H94ZM94 123H93V124H94ZM123 123H124V121H123ZM126 123H127V122H126ZM263 123H264V122H263ZM8 124H9V123H8ZM21 124H22V123H21ZM33 124H35V123H33ZM37 124H36V125H37ZM40 124H41V123H40ZM42 124H43V123H42ZM47 124H48V123H47ZM47 124H45V125H47ZM56 124H57V123H56ZM63 124H64V123H63ZM65 124H67V122H66ZM65 124H64V125H65ZM90 124H87V126L89 127ZM97 124H98V123H96V125H97ZM108 124H109V123H108ZM110 124H111V123H110ZM250 124H252V123H250ZM254 124H255V123H254ZM254 124H253V125H254ZM256 124H257V123H256ZM4 125H5V124H4ZM31 125H32V124H31ZM45 125H43L44 128H45ZM73 125H74V124H73ZM81 125H82V124H81ZM122 125H123V124H122ZM259 125L261 126V124H259ZM15 126H16V125H15ZM56 126H57V125H56ZM59 126H60V125H59ZM76 126H77V124L75 123V125H74V129H75ZM85 126H86V125H85ZM85 126H84V128H85ZM101 126H102V125H101ZM248 126H250V125H248ZM7 127H8V126H7ZM12 127H14V126H12ZM20 127H21V125H20ZM22 127H23V126H22ZM29 127H31V126H28V128L25 127V129H26V128L29 129ZM35 127L37 128L38 125L35 126ZM47 127H48V126H46V128H47ZM50 127H51V126H50ZM60 127H63V126H60ZM60 127H59V128H60ZM67 127H68V126H66V128H67ZM72 127H73V126H72ZM80 127H82V126H80ZM90 127L92 128V126H90ZM113 127H114V126H113ZM116 127H117V126H116ZM127 127H128V126H127ZM257 127H258V126H257ZM2 128H3V127H2ZM31 128H34V127L32 126ZM54 128H55V127H54ZM68 128H70V127H68ZM76 128H77V127H76ZM95 128H96V127H95ZM210 128H211V127H210ZM263 128H264V127H263ZM263 128H262V129H263ZM10 129H11V128H10ZM14 129H15V128H14ZM14 129H13V130H14ZM17 129H18V127H17ZM20 129H22V128H20ZM25 129H24V130H25ZM34 129H35V128H34ZM34 129H33V130H34ZM64 129H65V128H64ZM93 129H94V128H93ZM93 129H92V130H93ZM105 129H106V128H105ZM120 129L122 130V128H120ZM211 129H212V128H211ZM241 129H242V128H241ZM245 129H246V128H245ZM251 129H252V127H251ZM258 129H259V128H258ZM258 129H257V130H258ZM5 130H6V128H5ZM13 130H11V131H13ZM22 130H23V129H22ZM31 130H32V129H31ZM40 130H41V129H40ZM54 130H55V129H54ZM59 130H60V129H59ZM59 130H58V131H59ZM75 130H76V132H77V129H75ZM75 130H74V131H75ZM82 130H83V128H82ZM85 130H87V132H88V130L91 131L90 128H88V129L85 128ZM140 130H141V129H140ZM1 131H2V130H1ZM20 131H21V130H20ZM26 131H27V130H26ZM29 131H30V130H29ZM43 131H44V130H43ZM71 131H72V130H71ZM79 131H80V130H79ZM147 131H148V130H147ZM244 131L246 132V130H244ZM244 131H243V133H244ZM263 131H264V130H263ZM263 131H262V132H263ZM21 132H22V131H21ZM31 132H32V131H31ZM31 132H30V133H31ZM41 132H42V131H41ZM53 132H54V131H53ZM68 132H69V131H68ZM84 132H85V131L83 130V131L81 132V134H83ZM123 132H124V131H123ZM123 132H122V133H123ZM252 132H253V130H252ZM15 133H17V132H15ZM19 133H20V132H19ZM55 133H56V132H55ZM70 133H71V132H70ZM72 133H74V132L72 131ZM72 133H71V134H72ZM79 133H80V132H79ZM88 133H89V132H88ZM91 133H92V132H91ZM99 133H100V132H99ZM109 133H110V132H109ZM109 133H108V134H109ZM138 133H139V132H138ZM254 133H256V132H254ZM260 133H261V131H260ZM5 134H6V133H5ZM24 134H25V132H24ZM24 134H23V135H24ZM39 134H40V133H39ZM51 134H52V133H51ZM60 134H61V133H60ZM64 134H65V133H64ZM66 134H67V132H66ZM76 134L78 135V133H76ZM141 134H142V133H141ZM17 135H18V134H16V137H17ZM26 135H28V137H29V134H25L24 136H26ZM35 135H36V134H35ZM79 135H80V134H79ZM79 135H78V136H79ZM125 135H126V134H125ZM142 135H143V134H142ZM228 135H229V134H228ZM244 135H245V133H244ZM246 135H247V134H246ZM262 135H263V133H262ZM262 135H261V134L259 135L260 138H261ZM11 136H12V135H11ZM11 136H10V140H12V139H11ZM42 136H44V135H42ZM42 136H41V137H42ZM45 136H46V135H45ZM51 136H52V135H51ZM65 136H66V135H65ZM67 136L69 137L68 134H67ZM75 136H76V135H75ZM81 136H82V135H81ZM85 136H86V135H85ZM198 136H199V135H198ZM241 136H242V135H241ZM251 136H252V135H251ZM256 136H257V135H256ZM14 137H15V136H14ZM14 137H12V138L14 139ZM22 137H23V136L21 135L20 139H21ZM33 137H34V136H33ZM33 137H31V138H33ZM47 137H48V136H47ZM53 137H56V135L53 136ZM53 137H52V138H53ZM73 137H74V135L72 134V137H71L70 139H72ZM86 137H87V136H86ZM206 137H207V136H206ZM245 137H246V136H245ZM247 137L250 139V137H249L248 135H247ZM247 137H246V138H247ZM4 138H5V137H4ZM8 138H9V137H8ZM25 138H27V136H26ZM25 138H24V139H25ZM56 138H57V137H56ZM56 138L54 139V142H55ZM62 138H63V137H62ZM76 138H77V137H76ZM78 138H79V137H78ZM130 138H131V137H130ZM147 138H148V137H147ZM234 138H235V137H234ZM237 138H238V137H237ZM248 138H247V139H248ZM260 138H258V139L260 140ZM263 138H264V136H263ZM263 138H262V139H263ZM22 139H23V138H22ZM39 139H41V138H39ZM43 139H44V138H43ZM43 139H42V140H43ZM80 139H81V138H80ZM83 139H84V138H83ZM95 139H97V138H95ZM251 139H252V138H251ZM251 139H250V140H251ZM258 139H256V140H258ZM262 139H261V140H262ZM8 140H9V139H8ZM30 140H31V139H30ZM36 140H37V138H36ZM47 140H48V139H47ZM49 140H50V139H49ZM61 140H62V139H61ZM65 140H67V137H66ZM74 140H75V139H74ZM74 140H73V141H74ZM127 140H128V139H127ZM235 140H236V139H235ZM235 140H234V141H235ZM242 140H243V139H242ZM261 140H260V141H261ZM5 141H7V140H5ZM34 141H35V140H34ZM52 141H53V139H52ZM57 141H58V140H57ZM62 141H64V139H63ZM71 141H72V140H71ZM77 141H78V139H77ZM89 141H90V140H89ZM93 141H94V140H93ZM93 141H92V143H93ZM105 141H106V140H105ZM239 141H241V140H239ZM244 141H245V139H244ZM247 141H248V140H247ZM247 141H246V142H247ZM263 141H264V140H263ZM29 142H31V141H28V142H27V143L30 145ZM42 142H43V141H42ZM49 142H50V141H49ZM64 142H65V141H64ZM64 142L61 143V146H62V144H64ZM102 142H103V141H102ZM135 142H136V141H135ZM202 142H203V141H202ZM258 142H259V141H258ZM18 143H19V142H18ZM23 143H24V141H23ZM25 143H26V142H25ZM44 143H45V141H44ZM50 143H51V142H50ZM52 143H53V142H52ZM71 143H73V142H70V144H71ZM121 143H122V142H121ZM241 143H242V142H241ZM247 143H248V142H247ZM253 143H254V142H253ZM1 144H3V143H1ZM1 144H0V147H1ZM6 144H8V141H7ZM6 144H5V145H6ZM15 144H17V143L15 142ZM15 144H14V148H15ZM34 144H35V143H34ZM36 144H37V143H36ZM36 144H35V146H36ZM39 144H40V143H39ZM73 144L75 145V143H73ZM73 144H72V145H73ZM81 144H82V143H81ZM125 144H126V143H125ZM140 144H141V143H140ZM237 144H238V143H237ZM245 144H246V143H245ZM250 144H251V143H250ZM260 144H261V142H260ZM3 145H4V144H3ZM5 145H4V146H5ZM17 145H18V144H17ZM20 145H21V144H20ZM37 145H38V144H37ZM42 145H43V144H42ZM48 145H49V144H48ZM55 145L58 146V144H56V143H55ZM65 145H66V144H65ZM196 145H197V144H196ZM233 145H235V144H233ZM247 145H248V144H247ZM252 145H254V144H252ZM35 146H32V147L35 148ZM57 146H55V148H56ZM59 146H60V145H59ZM66 146H69V145H66ZM66 146H64V147H66ZM79 146H80V144H79ZM95 146H96V145H95ZM97 146H98V145H97ZM111 146H112V144H111ZM262 146H263V145H262ZM5 147H7V145H6ZM11 147H13V145H11ZM18 147H19V146H18ZM25 147H27V145H26ZM43 147H45V146L43 145ZM43 147H42V148H43ZM49 147L52 148V147H54V146H52V144H51V146H49ZM69 147H71V145H70ZM92 147H93V146H92ZM107 147H108V146H107ZM238 147H240V146H238ZM245 147H246V146H245ZM245 147H244V148H245ZM251 147H252V146H251ZM253 147H254V146H253ZM7 148H8V147H7ZM19 148H20V147H19ZM22 148H23V147H22ZM27 148H28V147H27ZM27 148H26V149L24 148V150H28ZM37 148H38V147H37ZM51 148H50V149H51ZM59 148H61V147L56 148V150H57V149L59 150ZM62 148H63V147H62ZM127 148H128V147H127ZM235 148H236V147H235ZM240 148H241V147H240ZM2 149H4V148L2 147L1 150H2ZM10 149H12V148H10ZM35 149H36V148H35ZM46 149H47V148H46ZM50 149H48V151H49ZM70 149H71V148H70ZM70 149H69V150H70ZM72 149H74V147H73ZM78 149H79V148H78ZM78 149H77V150H78ZM107 149H108V148H107ZM132 149H134V148H132ZM137 149H138V148H137ZM232 149H234V146L232 147ZM245 149H246V148H245ZM258 149H259V148H258ZM18 150H20V149H18ZM24 150H22V151H24ZM32 150H33V149H32ZM54 150H55V149H54ZM62 150H63V149H62ZM62 150H61V151H62ZM93 150H94V149H93ZM115 150H116V149H115ZM130 150H131V149H130ZM229 150H230V149H229ZM241 150H243V149H241ZM8 151H9V150H7V152H8ZM10 151H13V150H10ZM42 151H43V150H42ZM63 151H65V149H64ZM63 151H62V152H63ZM109 151H110V150H109ZM131 151H132V150H131ZM231 151H232V150H231ZM237 151H239V150H237ZM245 151H247V150H245ZM245 151H244V152H245ZM248 151H249V150H248ZM263 151H264V150H263ZM7 152H6V153H7ZM14 152H15V151H14ZM16 152H17V151H16ZM16 152H15V153H16ZM29 152H30V151H29ZM39 152H40V151H39ZM50 152H51V151H50ZM53 152H54V151H53ZM68 152H69V151H68ZM68 152H67V150H66V156H67V153H68ZM74 152H75V151H74ZM77 152H78V151H77ZM90 152H91V151H90ZM97 152H98V151H97ZM144 152H145V151H144ZM252 152H254V151H252ZM260 152H261V151H260ZM18 153H19V152H18ZM18 153H17V154H18ZM22 153H24V152H22ZM26 153H27V152H26ZM48 153H49V152H48ZM56 153H57V152H56ZM94 153H96V152H94ZM108 153H109V152H108ZM231 153H232V152H231ZM233 153H234V152H233ZM255 153H256V152H255ZM262 153H263V152H262ZM10 154H11V153H10ZM13 154H14V153H13ZM17 154H16V155H17ZM36 154H37V153H36ZM40 154H42V153H40ZM63 154H64V152H63ZM75 154H76V153H75ZM88 154H89V153H88ZM102 154H103V153H102ZM229 154H230V152H229ZM238 154H239V153H238ZM238 154H237V155H238ZM240 154H241V153H240ZM263 154H264V153H263ZM5 155H6V154H5ZM16 155H15V156H16ZM24 155H25V154H24ZM27 155H28V154H27ZM42 155H43V154H42ZM47 155H48V154H47ZM51 155H52V154H51ZM84 155H85V154H84ZM90 155H91V154H90ZM106 155H107V154H106ZM106 155H105V157H106ZM223 155H224V154H223ZM232 155L234 156V154H232ZM3 156H4V154H3ZM3 156H2V157H3ZM11 156H12V155H11ZM38 156L40 157L41 155L38 154ZM57 156H58V155H57ZM61 156H62V155H61ZM218 156H219V155H218ZM239 156H240V155H239ZM252 156H253V154H252ZM12 157H13V156H12ZM12 157H11V159H12ZM28 157H29V155H28ZM32 157H33V156H32ZM36 157H37V156H36ZM50 157H51V156H50ZM74 157H75V156H74ZM77 157H78V155H77ZM95 157H96V156H95ZM228 157H229V156H228ZM236 157H237V156H236ZM247 157H248V156H247ZM249 157H250V156H249ZM5 158H6V157H5ZM47 158L49 159V157H47ZM51 158H52V157H51ZM51 158H50V159H51ZM55 158H56V157H55ZM103 158H104V157H103ZM230 158H231V157H230ZM8 159H9V158H8ZM36 159L38 160L39 158H36ZM50 159H49V160H50ZM60 159H61V157H60ZM62 159H63V158H62ZM62 159H61V160H62ZM70 159H72V158L70 157ZM73 159H74V158H73ZM120 159H121V158H120ZM231 159H232V158H231ZM241 159H242V158H241ZM244 159H245V158H244ZM246 159H247V158H246ZM246 159H245V160H246ZM253 159H254V158H253ZM9 160H10V159H9ZM20 160H21V159H20ZM54 160H55V159H54ZM58 160H59V159H58ZM67 160H68V159H67ZM118 160H119V159H118ZM124 160H125V159H124ZM138 160H139V159H138ZM245 160H244V161H245ZM7 161H8V160H7ZM10 161H11V160H10ZM10 161H9V162H10ZM29 161H30V159H29ZM56 161H57V160H56ZM64 161H65V160H64ZM70 161H71V160H70ZM70 161H69V162H70ZM139 161H140V160H139ZM223 161H224V160H223ZM231 161H232V160H231ZM246 161H247V160H246ZM254 161H255V160H254ZM12 162L14 163V160H13ZM26 162H28V160H26ZM53 162H55V161H53ZM65 162H66V161H65ZM77 162H78V161H77ZM81 162H82V161H81ZM137 162H138V161H137ZM211 162H212V161H211ZM257 162H258V161H257ZM261 162H262V161H261ZM17 163H18V162H17ZM34 163H35V160H34ZM62 163H63V160H62ZM62 163H61V164H62ZM66 163H67V162H66ZM96 163H97V162H96ZM108 163H109V162H108ZM113 163H114V162H113ZM221 163H222V162H221ZM233 163L235 164L236 161L233 162ZM8 164H9V163H8ZM11 164H12V163H11ZM27 164H28V163H27ZM31 164H32V163H31ZM38 164H39V162H38ZM54 164H55V163H54ZM54 164H53V165H54ZM67 164H68V163H67ZM71 164H72V162H71ZM81 164H83V163H81ZM234 164H233V165H234ZM15 165H16V163H15ZM17 165H18V164H17ZM32 165H33V164H32ZM73 165H74V164H73ZM226 165H227V164H226ZM236 165H237V164H236ZM242 165H243V164H242ZM12 166H13V165H12ZM21 166H22V165H21ZM21 166H20V167H21ZM33 166H35V165H33ZM36 166H37V165H36ZM65 166H66V165H65ZM70 166H71V165H70ZM77 166H78V165H77ZM230 166H231V165H230ZM240 166H241V165H240ZM16 167H17V166H16ZM30 167H31V166H29V168H30ZM56 167H57V166H56ZM58 167H59V166H58ZM60 167H61V166H60ZM60 167H59V168H60ZM62 167H64V165H62ZM67 167H68V166H67ZM72 167H73V166H72ZM83 167H84V166H83ZM109 167H110V166H109ZM227 167H228V166H227ZM233 167H234V166H233ZM245 167H246V166H245ZM250 167H251V166H250ZM259 167H260V166H259ZM259 167H258V170H256V171H257V172H256V175L253 174L254 172H253V173L251 172V173L254 175V176H253L254 179H251L252 181L249 182V183L247 182L248 184L245 186V188H244L243 190L241 189L242 191H237V190L234 189L235 191L232 192V190H231L232 193H231V195H230V199H229V200H230V203H229V201H228V203L230 204V205L228 206V208H229V210H230L231 212H232V210L235 209V206H236L237 201H239V200L241 201V197L243 198V194H244V193L247 194L246 192H250L251 190H252V192H254L253 189H255V191H258V189H259L260 187L264 186V185H263V184H264V165H262L260 168H259ZM29 168H28V169H29ZM59 168H58V169H59ZM69 168H70V167H69ZM225 168H226V167H225ZM9 169H10L9 166L7 167V164L4 163V162H2V161L0 160V170L2 171L1 174H2V175L4 174L3 176H7V181L10 179V180L8 181V184H10L11 179L16 180V181L19 183V185H21V187H23V188L26 190V192L31 193L32 195H34V197H35V196L37 197L36 199H38V201L40 202V205H41V206L43 205V203H44V204L46 203L47 206H49V204L45 201L46 199H44L42 196H40L41 193L38 194V193L35 191L36 189H35V188H32V187H34V186L31 185V186H32V187H31V186L29 185V184H31L30 182H28V183H29V184H28L27 181H26L25 179H23V180H25L26 182L23 181V180H22V177L20 178V176H18V175H16V174L14 173L15 171L13 172V171L11 170V173H10V170H9ZM28 169L26 170V172L28 171ZM54 169H55V168H54ZM63 169H65V168H63ZM63 169H62V170H63ZM67 169H68V168H67ZM67 169H66V170H67ZM72 169H73V168H72ZM76 169H77V168H76ZM219 169H220V168H219ZM231 169H232V168H231ZM238 169H239V168H238ZM16 170H17V169H16ZM21 170H22V169H21ZM62 170H61V172H62ZM66 170H65V171H66ZM227 170H228V169H227ZM229 170H230V169H229ZM229 170H228V171H229ZM233 170H234V169H233ZM239 170H240V169H239ZM242 170H243V169H242ZM244 170H247V169H244ZM252 170H253V169H252ZM53 171H54V170H53ZM57 171H58V170H57ZM110 171H111V170H110ZM213 171H214V170H213ZM220 171H221V170H220ZM225 171H226V170H225ZM231 171H232V170H231ZM248 171H249V170H248ZM12 172H13V173H12ZM20 172H21V171H20ZM30 172H31V171H30ZM40 172H41V171H40ZM55 172H56V170H55ZM55 172H54V173H55ZM66 172H67V171H66ZM69 172H70V171H69ZM86 172H87V171H86ZM91 172H92V171H91ZM98 172H99V171H98ZM233 172H234L236 175L238 174V173H237V170H236V172H235V171H233ZM51 173H52V172H51ZM56 173H57V172H56ZM63 173H64V171H63ZM106 173H107V172H106ZM231 173H232V172H231ZM239 173H240V172H239ZM246 173H247V172H246ZM27 174H28V173H27ZM48 174H49V172H48ZM58 174H59V173H58ZM58 174H56L55 176H57ZM61 174H62V173H61ZM98 174H99V173H98ZM102 174H103V173H102ZM104 174H105V172H104ZM213 174H214V173H213ZM225 174H226V173H225ZM227 174H228V173H227ZM227 174H226V175H227ZM235 174H234V175H235ZM2 175H1V176H2ZM25 175H26V174H25ZM38 175H39V174H38ZM43 175H44V174H43ZM59 175H60V174H59ZM79 175H80V174H79ZM86 175H87V174H86ZM89 175H90V174H89ZM220 175H222V174H220ZM228 175H229V174H228ZM228 175H227V176H228ZM231 175H232V174H231ZM231 175H229V176H231ZM1 176H0V178H1ZM36 176H37V175H36ZM61 176H62V175H61ZM63 176H64V175H63ZM63 176H62V177H63ZM82 176H83V173H82ZM82 176H81V177H82ZM108 176H109V175H108ZM119 176H120V175H119ZM213 176H214V175H213ZM222 176H223V175H222ZM227 176H226V177H227ZM239 176H240V175H239ZM239 176H238V177H239ZM31 177H32V176H31ZM64 177H66V176H64ZM73 177H75V175H73ZM96 177H97V176H96ZM216 177H217V176H216ZM216 177H215V178H216ZM218 177H219V176H218ZM224 177H225V176H224ZM224 177H223V178H224ZM241 177H242V175H241ZM250 177H251V176H250ZM253 177H252V178H253ZM28 178H30V177H28ZM48 178H49V177H48ZM53 178H54V177H53ZM56 178H57V177H56ZM56 178H55V179H56ZM76 178H77V176H76ZM76 178H75V179H76ZM79 178H80V177H78L77 179L79 180ZM85 178H86V177H85ZM88 178H89V177H88ZM51 179H52V175H51ZM73 179H74V178H73ZM73 179H72V180H73ZM99 179H100V178H99ZM107 179H108V178H107ZM112 179H114V178H112ZM216 179L218 180V178H216ZM216 179H215V180H216ZM233 179H234V177H233ZM245 179H246V178H245ZM1 180H4V179H1ZM1 180H0V181H1ZM27 180H28V179H27ZM37 180H38V179H37ZM45 180H46V179H45ZM52 180H53V179H52ZM58 180H59V179H58ZM60 180H61V179H60ZM70 180H71V178H70L68 181H70ZM83 180H84V179H83ZM83 180H82V181H83ZM85 180H86V179H85ZM115 180H116V179H115ZM222 180H223V179H222ZM28 181H29V180H28ZM68 181H66V182H68ZM74 181H75V180H73V182H74ZM98 181H100V180H98ZM111 181H112V180H111ZM113 181H114V180H113ZM113 181H112V182H113ZM236 181H237V180H236ZM1 182H2V181H1ZM3 182H6V181H3ZM78 182H80V181H78ZM206 182H207V181H206ZM215 182H216V181H215ZM218 182H219V181H218ZM232 182L234 183L235 181H232ZM48 183H49V182H48ZM69 183H70V182H69ZM83 183H85V181H84ZM83 183H82V185H83ZM109 183H110V182H109ZM113 183H114V182H113ZM117 183H118V182H117ZM11 184H13V180H12V183H11ZM15 184H16V183H15ZM58 184H59V183H58ZM75 184H76V181H75ZM114 184H115V183H114ZM222 184H223V183H222ZM225 184H226V183H225ZM227 184H228V183H227ZM16 185H17V184H16ZM39 185H40V184H39ZM45 185H46V184H45ZM45 185H44V186H45ZM53 185H54V184H53ZM55 185H56V184H55ZM79 185H81V184H79ZM79 185L77 184V186H79ZM109 185H110V184H109ZM233 185H234V184H233ZM233 185H232V186H233ZM239 185H240V184H239ZM3 186H5V187H1V188H6V185H3ZM17 186H18V185H17ZM40 186H41V185H40ZM57 186H58V185H57ZM73 186H74V185H73ZM77 186H76L75 189L79 190V187L77 188ZM102 186H103V185H102ZM217 186H218V185H217ZM225 186H226V185H225ZM234 186H235V185H234ZM9 187H10V186H9ZM13 187H15V185H14ZM18 187H19V186H18ZM59 187H60V186H58V188H59ZM70 187H71V186H70ZM87 187H88V186H87ZM95 187H96V186H95ZM100 187H101V186H100ZM223 187H224V186H223ZM44 188H45V187H44ZM92 188H93V187H92ZM119 188H120V187H119ZM34 189H35V190H34ZM51 189H52V188H51ZM66 189H67V188H66ZM80 189H81V188H80ZM106 189H107V188H106ZM202 189H203V188H202ZM210 189H211V188H210ZM221 189H222V187H221ZM230 189H231V187H230ZM256 189H257V190H256ZM261 189H263V187H262ZM8 190H9V189H8ZM16 190H17V189L15 188L14 191H16ZM22 190H23V189H22ZM70 190H71V189H70ZM77 190H76V191H77ZM83 190H84V188H83ZM90 190H91V189H90ZM90 190H89V191H90ZM198 190H199V189H198ZM212 190H213V189H212ZM212 190H211V191H212ZM223 190H224V188H223ZM18 191H19V190H18ZM68 191H69V190H68ZM76 191H75V192H76ZM79 191H80V190H79ZM81 191H82V190H81ZM81 191H80V192H81ZM91 191H93V190H91ZM154 191H155V190H154ZM213 191H214V190H213ZM213 191H212V192H213ZM220 191H221V190H220ZM224 191H225V190H224ZM0 192H1V190H0ZM9 192H10V191H9ZM11 192H12V191H11ZM23 192H24V191H23ZM42 192H44V191H42ZM46 192H47V191H46ZM94 192H95V191H94ZM114 192H115V191H114ZM252 192H251V193H252ZM261 192H262V190H261L259 193H261ZM47 193H48V192H47ZM49 193H50V192H49ZM84 193H85V192H84ZM97 193H99V192H97ZM102 193H104V192L102 191ZM203 193H204V192H203ZM203 193H202V194H203ZM210 193H211V192H210ZM219 193H220V192H219ZM224 193H225V192H223V194H224ZM257 193H258V192H257ZM262 193H264V190H263ZM43 194H44V193H43ZM64 194H65V193H64ZM66 194H67V193H66ZM78 194H79V193H78ZM112 194H113V193H112ZM202 194H201V195H202ZM214 194H215V193H214ZM220 194H221V193H220ZM3 195H4V194H3ZM44 195H45V194H44ZM207 195H208V194H207ZM209 195H210V194H209ZM215 195H216V194H215ZM215 195H214V196H215ZM249 195H251V194H249ZM257 195H258V194H257ZM1 196H2V195H1ZM17 196H18V195H17ZM86 196H87V194H86ZM137 196H138V195H137ZM217 196H218V195H217ZM252 196H253V195H252ZM97 197H98V195H97ZM97 197H96V198H97ZM100 197H101V195H100ZM102 197H103V196H102ZM201 197H202V196H201ZM208 197H209V196H208ZM220 197H221V195H220L218 198L221 199ZM246 197H247V196H246ZM255 197H256V196H255ZM90 198H92V197H90ZM193 198H194V197H193ZM198 198H200V197H198ZM216 198H217V197H216ZM218 198H217V200H218ZM225 198H226V197H225ZM239 198H240V199H239ZM248 198H249V197H248ZM256 198H257V197H256ZM28 199H29V198H28ZM74 199H75V198H74ZM84 199H85V198H84ZM79 200H80V199H79ZM206 200H207V199H206ZM245 200H246V199H245ZM251 200H252V199H251ZM258 200H259V199H258ZM1 201H2V200H1ZM47 201H48V200H47ZM59 201H60V200H59ZM174 201H175V200H174ZM200 201H202V200H200ZM212 201H213V200H212ZM5 202H7V201H5ZM18 202H19V201H18ZM23 202H24L23 204H25V201H23ZM26 202H27V201H26ZM28 202H29V201H28ZM39 202H38V203H39ZM61 202H62V201H61ZM191 202H192V201H191ZM213 202H214V201H213ZM215 202H216V201H215ZM222 202H224V201H222ZM248 202H250V201H248ZM31 203H32V202H31ZM41 203H42V204H41ZM81 203H82V202H81ZM96 203H97V202H96ZM99 203H100V202H99ZM197 203H198V202H197ZM216 203H218V202H216ZM225 203H226V202H225ZM241 203H242V202H241ZM246 203H247V201H246ZM3 204H4V202H3ZM23 204H22V205H23ZM26 204H28V203H26ZM29 204H30V203H29ZM35 204H36V202H35ZM46 204L44 205L45 207H47ZM64 204H65V203H64ZM66 204H67V203H66ZM110 204H111V203H110ZM199 204H200V203H199ZM201 204H202V203H201ZM206 204H207V203H206ZM19 205H20V204H19ZM33 205H34V204H33ZM33 205L31 204V207H32ZM37 205H38V204H36V206H37ZM40 205H39V206H40ZM58 205H59V203H58ZM102 205H103V204H102ZM196 205H197V204H196ZM216 205H217V204H216ZM243 205H245V204L243 203ZM16 206H17V205H16ZM44 206H43V207H44ZM86 206H87V204H86ZM104 206H105V205H104ZM189 206H190V205H189ZM192 206H193V205H192ZM192 206H190V207H192ZM199 206H200V205H199ZM241 206H242V204H241ZM1 207H2V206H1ZM6 207H7V206H6ZM10 207H11V206H10ZM12 207H13V206H12ZM45 207H44V208H45ZM49 207H50V206H49ZM51 207H52V206H51ZM71 207H72V206H71ZM71 207H70V208H71ZM91 207H92V206H91ZM109 207H110V206H109ZM194 207H195V206H194ZM196 207H197V206H196ZM209 207H210V206H209ZM212 207H214V206H212ZM13 208H14V207H13ZM47 208H48V207H47ZM76 208H77V207H76ZM80 208H81V207H80ZM200 208H201V207H200ZM206 208L208 209V207H206ZM215 208H216V207H215ZM250 208H251V207H250ZM262 208H263V207H262ZM84 209H85V208H84ZM89 209H90V208H89ZM118 209H119V208H118ZM118 209H117V210H118ZM194 209H195V208H194ZM211 209H213V208H211ZM0 210H1V209H0ZM31 210H32V209H29L30 212H31ZM44 210H45V209H44ZM54 210H55V209H54ZM69 210H70V209H69ZM92 210H93V209H92ZM106 210H107V209H106ZM188 210H189V209H188ZM188 210H187V211H188ZM195 210H196V209H195ZM195 210H194V211H195ZM199 210H200V209H199ZM215 210H216V209H215ZM236 210H239V209H236ZM242 210H243V209H242ZM248 210H249V209H248ZM10 211H11V210H10ZM51 211H53V210H51ZM57 211H58V210H57ZM107 211H108V210H107ZM177 211H178V210H177ZM207 211H208V210H207ZM210 211H211V210H210ZM210 211H209V212H210ZM213 211H214V209H213ZM226 211H227V213H228V210H226ZM226 211H224V212H226ZM2 212H3V211H2ZM27 212H28V211H27ZM30 212H29V213H30ZM55 212H56V211H55ZM77 212H78V211H77ZM113 212H115V211L113 210ZM190 212H191V210H190ZM192 212H193V210H192ZM200 212H201V211H200ZM202 212H203V210H202ZM217 212H218V209H217ZM233 212H234V211H233ZM233 212H232V214H233ZM259 212H260V211H259ZM60 213H61V212H60ZM69 213H70V212H69ZM75 213H76V211H75ZM79 213H80V212H79ZM79 213H78V214H79ZM215 213H216V212H215ZM241 213H242V212H241ZM23 214H24V213H23ZM26 214H27V213H26ZM55 214H56V213H55ZM55 214H54V215H55ZM61 214H62V213H61ZM97 214H98V213H97ZM99 214H100V213H99ZM104 214H105V213H104ZM199 214H200V216H202V215H201L202 213H199ZM205 214H206V213H205ZM220 214H221V213H220ZM224 214H225V213H224ZM236 214H237V212H236ZM245 214H246V213H245ZM253 214H254V213H253ZM2 215H3V214H2ZM33 215H34V214H33ZM64 215H66V214H64ZM68 215H69V214H68ZM110 215H112V214H110ZM116 215H118V214H116ZM173 215H174V214H173ZM196 215H197V214H196ZM36 216H37V215H36ZM61 216H62V215H61ZM70 216H71V215H70ZM97 216H98V215H97ZM193 216H194V215H193ZM208 216H209V215H208ZM231 216H232V215H231ZM5 217H6V216H5ZM46 217H47V216H46ZM59 217H60V216H59ZM62 217H63V216H62ZM62 217H60V218H62ZM98 217H99V216H98ZM104 217H105V216H104ZM107 217H108V216H107ZM112 217H113V216H112ZM175 217H176V216H175ZM204 217H205V215H204ZM218 217H219V215H218ZM223 217H224V216H223ZM234 217H236V216H234ZM240 217H241V215H240ZM242 217H243V216H242ZM262 217H263V216H262ZM262 217L260 218V221H258V220H259V216H258V215H253L251 218L247 219L246 223H247L248 225H249V224H252V223L255 224L256 222H259V223H260V222H261V219H264V218H262ZM15 218H16V217H15ZM20 218H21V217H20ZM32 218H33V217H32ZM36 218H37V217H36ZM42 218H43V217H42ZM64 218H66V217H64ZM64 218H63V219H64ZM77 218H78V217H77ZM94 218H95V217H94ZM158 218H159V217H158ZM193 218H194V217H193ZM201 218H202V217H201ZM216 218H217V217H216ZM227 218H228V217H227ZM2 219H3V218H2ZM4 219H5V218H4ZM91 219H92V218H91ZM96 219H98V218H96ZM117 219H118V218H117ZM162 219H163V218H162ZM205 219H206V218H204V220H205ZM217 219H218V218H217ZM22 220H23V219H22ZM37 220H38V219H37ZM60 220H61V219H60ZM64 220H65V221H64ZM64 220H62V221L66 222V223L70 226V228H71V227H73L72 229L75 228V226H74V225H73L68 219H64ZM171 220H172V219H171ZM190 220H191V219H190ZM200 220H201V219H200ZM207 220H208V219H207ZM14 221H15V220H14ZM57 221H58V220H57ZM71 221H73V220H71ZM96 221H97V220H96ZM104 221H105V220H103V222H104ZM183 221H184V220H183ZM229 221H230V220H229ZM263 221H264V220H263ZM263 221H262V222H263ZM0 222H1V218H0ZM2 222H3V221H2ZM8 222H9V221H8ZM17 222H18V221H17ZM37 222H38V221H37ZM60 222H61V221H60ZM73 222H74V221H73ZM113 222H114V221H113ZM116 222H117V221H116ZM171 222H172V221H171ZM173 222H174V221H173ZM188 222H189V220H188ZM196 222H198V221H196ZM233 222H234V221H233ZM28 223H29V222H28ZM30 223H32V222H30ZM38 223H39V222H38ZM50 223H51V222H50ZM66 223H64V224H66ZM79 223H81V222H79ZM101 223H102V222H101ZM212 223H213V222H212ZM228 223H230V222L225 221L224 224H225L226 226H228ZM7 224H9V223H7ZM58 224H59V223H58ZM82 224H83V223H82ZM113 224H114V223H113ZM116 224H117V223H116ZM125 224H126V223H125ZM125 224H123V225H125ZM221 224H222V223H221ZM254 224H252V225H254ZM261 224H262V223H261ZM0 225H1V223H0ZM9 225H10V224H9ZM43 225H44V226H47V225H45L44 223H43ZM59 225H62V224H59ZM68 225H67V226H68ZM151 225H152V224H151ZM167 225H168V224H167ZM172 225H173V224H172ZM187 225H188V224H187ZM225 225H223V226H225ZM229 225H230V224H229ZM240 225H241V224H240ZM240 225H239V226H240ZM252 225H251V226H252ZM256 225H258V223H256ZM4 226H6V225H4ZM10 226H11V225H10ZM34 226H35V225H34ZM67 226H65V227H67ZM69 226H68V227H69ZM84 226H85V225H84ZM92 226H93V225H92ZM99 226H100V225H99ZM127 226H129V225H127ZM175 226H176V225H175ZM230 226H231V225H230ZM242 226H243V225H242ZM245 226L247 227V225H245ZM263 226H264V224H263ZM6 227H7V226H6ZM57 227H58V226H57ZM57 227H56V228H57ZM107 227H108V226H107ZM145 227H146V226H145ZM154 227H156V226H154ZM171 227H172V226H171ZM177 227H178V226H177ZM194 227H195V226H194ZM219 227H220V226H219ZM232 227H233V226H231V229H232ZM234 227H235V226H234ZM237 227H238V226H237ZM243 227H244V226H243ZM256 227H257V226H256ZM258 227H259V226H258ZM261 227H262V226H261ZM261 227H259V228H261ZM8 228H9V227H8ZM10 228H11V227H10ZM23 228H24V227H23ZM26 228H27V227H26ZM31 228H32V227H31ZM33 228H34V227H33ZM37 228H39V226H38ZM40 228H41V227H40ZM42 228H43V227H42ZM42 228H41V229H42ZM70 228H69V229H70ZM81 228H82V227H81ZM81 228H80V229H81ZM87 228H88V227H87ZM109 228H110V227H109ZM208 228H209V227H208ZM252 228L254 229L255 226L251 227L250 229H252ZM13 229H14V228H13ZM43 229H45V228H43ZM64 229H65V228H64ZM80 229H79V230H80ZM96 229H97V228H96ZM111 229H112V228H111ZM118 229H119V228H118ZM196 229H197V228H196ZM217 229H218V228H217ZM228 229H229V228H228ZM231 229H230V230H231ZM236 229H237V228H235V230H236ZM238 229H239V228H238ZM238 229H237V230H238ZM240 229H242V227H240ZM243 229H244V228H243ZM243 229H242V230H243ZM250 229H249V230H250ZM25 230H26V229H24V231H25ZM27 230H28V229H27ZM34 230H36V229H34ZM74 230L76 231V229H74ZM79 230H78V228H77V231H79ZM89 230H90V229H89ZM107 230H108V229H107ZM166 230H167V229H166ZM175 230H176V229H175ZM188 230H190V229H188ZM202 230H203V229H202ZM213 230H214V229H213ZM237 230H236L235 233H233L234 230H233L232 233L229 232V231L227 232V229H226V231L224 230L225 233H222L220 236H218V241L216 240V241H217L216 245H218V244H220L221 242H224V241H227V242H225L226 244H227V243H228V244H231V245H229V246H231V247L237 245V244H235L236 241H237V243H238V245H239V240H240L241 238H239V240H238V237L242 236L243 234L241 233L242 231L238 230V231H240V232L238 233ZM246 230H247V228H246ZM5 231H6V230H5ZM14 231H15V230H14ZM14 231H13V232H14ZM31 231H33V230H31ZM52 231H53V230H52ZM61 231H62V230H61ZM65 231H66V230H65ZM80 231H81V230H80ZM93 231H94V230H93ZM93 231H91V234H92ZM123 231H124V230H123ZM125 231H126V230H125ZM159 231H160V230H159ZM178 231H179V230H178ZM191 231H192V230H191ZM194 231H195V230H194ZM243 231H244V230H243ZM253 231H254V230H253ZM3 232H4V231H3ZM10 232H12V231H10ZM34 232H35V231H34ZM56 232H57V231H56ZM121 232H122V231H121ZM157 232H158V231H157ZM166 232H167V231H166ZM205 232H206V231H205ZM222 232H223V231H222ZM244 232H246V231H244ZM244 232H243V233H244ZM256 232H258V229H257ZM263 232H264V231H263ZM15 233H16V231H15ZM19 233H20V232H19ZM38 233H39V232H38ZM64 233H65V232H64ZM64 233H63V234H64ZM86 233H87V232H86ZM86 233H85V234H86ZM139 233H140V232H139ZM146 233H147V232H146ZM154 233H155V232H154ZM214 233H215V232H214ZM214 233H213V234H214ZM240 233H241L242 235H240ZM246 233H247V236H249V234H248V230H247ZM253 233H254V232H253ZM253 233H251V234H252V235H255V234H256V233H254V234H253ZM259 233H260V232H259ZM20 234H21V233H20ZM31 234H32V233H31ZM36 234H37V233H36ZM60 234H61V233H60ZM79 234H80V233H79ZM147 234H148V233H147ZM168 234H169V233H168ZM189 234H190V232H189ZM217 234H218V233H217ZM257 234H258V233H257ZM257 234H256V235H257ZM2 235H3V234H2ZM11 235H12V234H11ZM25 235H26V234H25ZM33 235H34V234H33ZM100 235H101V234H100ZM203 235H204V234H203ZM256 235H255V236H256ZM14 236H15V235H14ZM46 236H47V235H46ZM59 236H60V235H59ZM162 236H163V235H162ZM243 236H244V235H243ZM243 236H242V237H243ZM245 236H246V235H245ZM250 236H251V235H250ZM257 236H259V234H258ZM260 236H262V235H260ZM260 236H259V237H256V238H259V239H260ZM3 237H4V236H3ZM18 237H19V236H18ZM31 237H32V236H31ZM41 237H42V236H41ZM54 237H55V236H54ZM57 237H58V236H57ZM85 237H86V236H84V238H85ZM138 237H139V236H138ZM138 237H137V238H138ZM216 237H217V236H216ZM252 237H253V236H252ZM20 238H22V237H20ZM51 238H52V237H51ZM60 238H61V237H60ZM60 238H59V239H60ZM84 238H83V240H84ZM91 238H92V237H91ZM91 238H90V236H89V237L87 236V237L85 238V239H87L86 241H87V243H88V244H87L86 241H85L86 245H89L90 247H89V246H88V247H89V248H92V249H94V250H100V247H98V246L96 245L97 242L95 243V242L93 241L94 239L92 240ZM95 238H97V237H95ZM153 238H154V237H153ZM162 238H163V237H162ZM179 238H180V237H179ZM5 239H6V238H5ZM155 239H156V238H155ZM176 239H177V238H176ZM231 239H232L233 241H235L234 244L228 242L229 240L232 241ZM242 239H243V238H242ZM242 239H241V240H242ZM245 239H247V238H245ZM249 239H250V238H249ZM251 239H252V238H251ZM262 239H263V237L261 238V240H262ZM11 240H12V239H11ZM17 240H18V239H17ZM23 240H24V239H23ZM55 240H56V239H55ZM79 240H80V238H79ZM153 240H154V239H153ZM197 240H198V239H197ZM209 240H210V239H209ZM247 240H248V239H247ZM263 240H264V239H263ZM2 241H3V240H2ZM43 241H44V240H43ZM95 241H96V240H95ZM167 241H168V239H167ZM170 241H171V240H170ZM194 241H195V240H194ZM203 241H204V240H203ZM210 241H211V240H210ZM214 241H215V240H214ZM214 241L212 240V242H214ZM245 241H246V240H245ZM248 241H249V240H248ZM252 241H253V243H255L254 240H252ZM255 241H256V240H255ZM258 241H259V240H257V244H259ZM5 242H6V241H5ZM25 242H26V240H25ZM44 242H45V241H44ZM52 242H53V241H52ZM80 242H81V241H80ZM83 242H84V241H83ZM133 242H134V241H133ZM154 242H156V241H154ZM250 242H251V241H250ZM259 242H260V241H259ZM263 242H264V241H263ZM263 242H262V243H263ZM9 243H11V242H9ZM75 243H76V242H75ZM78 243H79V242H78ZM112 243H113V242H112ZM175 243H176V242H175ZM178 243H179V242H178ZM197 243H198V242H197ZM208 243H209V242H208ZM262 243H261V244H262ZM6 244H7V243H6ZM16 244H17V243H16ZM38 244H40V243H38ZM58 244L60 245V243H58ZM148 244H149V243H148ZM152 244H153V243H152ZM184 244H185V243H184ZM214 244H215V243H214ZM226 244H225V246H226ZM248 244H249V243H248ZM257 244H256V245H257ZM263 244H264V243H263ZM24 245H25V244H24ZM40 245H41V244H40ZM81 245H83V244H81ZM86 245H85V247H86ZM105 245H106V244H105ZM140 245H141V244H140ZM220 245H221V244H220ZM245 245H246V244H245ZM249 245H250V244H249ZM10 246H11V245H10ZM72 246H73V245H72ZM138 246H139V245H138ZM204 246H205V245H204ZM218 246H219V245H218ZM241 246H243V245H241ZM261 246H262V245H261ZM263 246H264V245H263ZM4 247H5V246H4ZM6 247H7V246H6ZM33 247H34V246H33ZM57 247H58V246H57ZM70 247H71V246H70ZM78 247H79V246H78ZM132 247H133V246H132ZM150 247H151V246H150ZM150 247H149V248H150ZM160 247H161V246H160ZM168 247H169V246H168ZM173 247H174V246H173ZM216 247H217V246H216ZM223 247H224V244H223ZM227 247H228V246H227ZM251 247H252V246H251ZM259 247H260V246L258 245V248H259ZM9 248H10V247H9ZM14 248H15V247H14ZM61 248H62V247H61ZM74 248H75V247H74ZM162 248H163V247H162ZM162 248H161V249H162ZM192 248H193V247H192ZM221 248H222V247H221ZM245 248H246V247H245ZM247 248H248V247H247ZM258 248H257V249H258ZM263 248H264V247H263ZM263 248H262V249H263ZM7 249H8V248H7ZM41 249H42V248H41ZM110 249H111V248H110ZM198 249H199V248H198ZM212 249L214 250V249H217V248H215V247H214V248L211 247V250H212ZM233 249H235V248H233ZM238 249H239V248H238ZM259 249H260V248H259ZM2 250H3V249H2ZM12 250H13V249H12ZM29 250H30V249H29ZM29 250H28V251H29ZM101 250H102V249H101ZM103 250H104V249H103ZM117 250H118V249H117ZM136 250H137V249H136ZM217 250H218V249H217ZM217 250H216V251H217ZM245 250H246V249H245ZM8 251H9V249H8ZM45 251H46V250H45ZM55 251H56V250H55ZM83 251H84V250H83ZM106 251H107V250H106ZM125 251H126V250H125ZM142 251H143V250H142ZM157 251H158V250H157ZM162 251H164V250H162ZM216 251H215V252H216ZM219 251H220V250H219ZM232 251H233V250H232ZM246 251H247V250H246ZM4 252H5V251H4ZM4 252H2V254H3ZM64 252H65V251H64ZM102 252H103V251H101V253H102ZM126 252H127V251H126ZM147 252H148V251H147ZM158 252H159V251H158ZM211 252H212V251H211ZM229 252H231V251H229ZM257 252H258V251H257ZM259 252H260V251H259ZM262 252H263V251H262ZM9 253H10V252H9ZM11 253H12V252H11ZM71 253H72V252H71ZM101 253H100V254H101ZM119 253H120V252H119ZM142 253H143V252H142ZM164 253H165V252H164ZM227 253H228V252H227ZM249 253H250V252H249ZM255 253H256V252H255ZM44 254H45V253H44ZM85 254H86V253H85ZM93 254H94V253H93ZM97 254H98V253H97ZM131 254H132V253H131ZM228 254H229V253H228ZM237 254H238V253H237ZM256 254H257V253H256ZM261 254H262V253H261ZM263 254H264V252H263ZM14 255H15V254H14ZM50 255H51V254H50ZM52 255H53V254H52ZM102 255H103V253H102ZM102 255H100V256L102 257ZM156 255H157V254H156ZM162 255H163V254H162ZM223 255H225V254L223 253ZM223 255L221 254V256H223ZM253 255H254V253H253ZM3 256H4V255H3ZM65 256H66V255H65ZM73 256H74V255H73ZM85 256H86V255H85ZM90 256H91V255H90ZM103 256H104V255H103ZM105 256H107V255H105ZM151 256H153V255H151ZM154 256H155V255H154ZM160 256H161V255H160ZM180 256H181V254H180ZM193 256H194V255H193ZM198 256H199V255H198ZM215 256H216V255H215ZM250 256H251V255H250ZM256 256H257V255H256ZM256 256H254V257H256ZM259 256H261L260 253H259ZM1 257H2V256H1ZM55 257H56V256H55ZM62 257H63V256H62ZM62 257H61V258H62ZM125 257H126V256H125ZM177 257H178V256H177ZM213 257H214V256H213ZM262 257H263V256H262ZM81 258H82V257H81ZM90 258H92V257H90ZM99 258H100V257H99ZM104 258L107 259V261L110 260V262H111V259H110V258H109V260H108V258H106V257H104ZM195 258H196V257H195ZM251 258H252V257H251ZM259 258H260V257H259ZM0 259H1V258H0ZM34 259H35V258H34ZM56 259H57V258H56ZM79 259H80V258H79ZM85 259H86V258H85ZM100 259H101V258H100ZM123 259H124V258H123ZM7 260H8V258H7ZM30 260H31V259H30ZM88 260L90 261V259H88ZM131 260H132V259H131ZM156 260H157V259H156ZM156 260H155V262H156ZM189 260H190V259H189ZM200 260H201V259H200ZM208 260H209V259H208ZM233 260H234V259H233ZM237 260H238V259H237ZM71 261H72V260H71ZM82 261H83V260H82ZM157 261H158V260H157ZM212 261H213V259H212ZM221 261H222V260H221ZM241 261H242V260H241ZM244 261H245V260H244ZM253 261H254V260H253ZM24 262H25V261H24ZM27 262H28V261H27ZM75 262H76V261H75ZM97 262H98V261H97ZM99 262H100V261H99ZM110 262H108V263H110ZM131 262H132V261H131ZM141 262H142V260H141ZM145 262H146V261H145ZM151 262H153V261H151ZM231 262H232V261H231ZM248 262H249V261H248ZM248 262H247V263H248ZM255 262H256V261H255ZM259 262H260V261H259ZM261 262H262V261H261ZM261 262H260V263H261ZM14 263H15V262H14ZM32 263H33V262H32ZM94 263H95V262H94ZM94 263H93V264H94ZM100 263H101V262H100ZM113 263H114V262H113ZM113 263H112V264H113ZM134 263H135V262H134ZM225 263H226V262H225ZM2 264H3V263H2ZM22 264H23V263H22ZM26 264H27V263H26ZM52 264H53V263H52ZM132 264H133V263H132ZM138 264H139V263H138ZM146 264H147V263H146ZM171 264H173V263H171ZM204 264H205V263H204ZM240 264H241V263H240ZM255 264H257V263H255ZM261 264H262V263H261Z\"/></svg>",
    "mask_w": 264,
    "mask_h": 264
}]
</instances>
